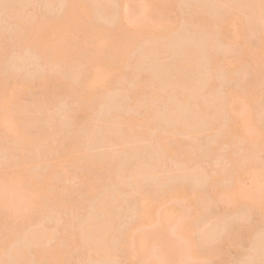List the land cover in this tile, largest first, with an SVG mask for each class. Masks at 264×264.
<instances>
[{
	"label": "rangeland",
	"instance_id": "rangeland-1",
	"mask_svg": "<svg viewBox=\"0 0 264 264\" xmlns=\"http://www.w3.org/2000/svg\"><path fill=\"white\" fill-rule=\"evenodd\" d=\"M69 1L70 0H0V78L4 77V78L8 79V81H7L6 79L2 78L4 81L6 80V82H10L12 80H17L20 83V86L13 91L14 96L12 94V99L8 103H5L6 105L2 104L3 98L6 96V92H0V122H3L2 125L4 124L3 126H0V166L3 164L1 166L3 169L6 163H8L10 165L14 161L16 163L17 160L18 161L21 160L20 164H24V165L23 166L21 165L22 166V168H21V167H19L20 164L17 162V164H19V165H18V167H15L16 169L13 168L14 173H16V171L18 169L19 170L22 169L23 172L21 171L22 172L21 177H23V178L25 177V178H24V180H23V178H21V179L23 180L24 184L29 186L30 181L32 183H35L37 181V182H39V184L36 182L37 184L35 183L36 187L34 186V188L40 189L42 187H45V188L40 189V190L41 191L43 190L42 194H44V195L46 194L48 196L49 202L46 200L47 198L44 199L47 202L42 201L43 200V198H42L40 204H42V202H45L46 204L48 203L47 207L49 208V207H51V206H49L50 200L52 201L53 199L54 200L57 199V201H62V203L65 201L66 202L65 204H68L65 206V204L63 203L64 207L62 204V206L59 207V209H60L59 212L55 211L58 209V207L55 209L53 206H52V208H54L53 210L50 208L51 211L49 209L47 211L46 210L47 208H46L45 211L40 213V215L38 214L39 211L37 210L38 213H36V214L39 216V218H37L38 216H35L36 214H33V213H32L33 215H31V216L29 215L30 218H29V216L27 218L25 216H23V217L22 216H20V217L16 216L15 217L14 215H16V214H14V212H12L11 210H7L6 207H5V209H6L5 210L4 206H2L0 208V211H1L0 212V260L2 258L4 260L2 261V263L0 262V264H4L3 263L4 261H6L7 264L9 262H10L9 264H17V262H19L18 264H22L23 262H24L23 264H26L25 261L26 262L28 261V264H45L46 262H49V261L51 262V260H53L54 264H70L71 262L73 264H77L79 257H80L79 261L82 258H84L85 261L89 260V258H87V257H90V255H87V254L92 249V247H91L92 245H89L86 242H87L88 238H91V239L94 238V236H92L93 234L95 235V233H96L99 237L100 233L95 231V232H93L92 235H90L89 233L87 234L88 230L84 231V227L88 226L86 224L89 221L92 222V220L95 221L94 222L95 224L93 223V225H91V226L99 224L101 221L103 223L104 220L106 219L105 216H107L106 214H104L105 212L103 213V211H104L103 206L107 205L106 203L111 205L109 202L111 200H112L111 203L116 202L115 206L117 207V209L120 208L119 210H115L116 207H114L115 211L113 210L114 212L112 211L111 215H110V217H112L111 219L114 218L113 222L114 223L116 222L115 227L116 226L117 227L115 228L114 233H113L114 237L112 236L113 239H110L109 243L112 242V244L111 243L110 244H111V246L114 245V247H116V250L113 249L114 255L111 253L114 256V258L111 261H109V259L107 260L102 255L101 256L103 257L105 262L101 259L102 257L101 258L98 257V258L101 260V262L103 261L105 264H141L142 262L140 263V260H138L137 258L131 259V258H127V256H125L124 249H123L124 246L122 244L123 234H124V232L128 231L127 229L131 228V226L137 220V216H135V215H137V212H136L137 207L134 204V202L139 197V192L141 190L147 191L150 193H152L154 191L153 193L158 194V193H161L164 190H166L167 187L170 189H172L171 187L176 188V189L178 188L177 191H178V193L180 192L176 199H172V198L168 197V212L172 213V211H176L179 215L181 213H187L188 214V216H189V218H187L188 221L186 219H184V221H185L184 223L187 226L189 225V227H187V229H185V230L189 231L190 234H187L188 232L187 233L185 232V233H186V236L188 235L187 236V239H189L188 243L190 241H192V243L190 244L191 249H193L195 247L192 252H194V251H195V253L197 252L198 255L196 254V257L201 258L200 256L202 254H203L202 256H204L206 254L213 255L212 253L215 252L214 256L212 257L213 259H211V261H212L211 264H247L246 263L247 261H248V264L249 263L255 264L253 258H255L257 260V259H260L261 256L264 257V254H263L264 253V248H263L264 245H262L264 243V241L263 240L260 241L262 236L264 235V221H263L264 220L263 219L264 218V202H263L264 200L263 201L261 200L262 198H260L261 197L260 196L261 194H260L259 198H257V200H256L258 202L254 201L251 204L247 205L248 207L246 205H242L241 202L244 201L242 199L243 193H246V192L254 193V192H256L255 190L257 188L255 187V184L252 183V180H250V177L252 174H254V171H256L255 174H258L257 173L258 171L253 170V169H258V168L262 167V163H264L263 162L264 161V154L261 151V149H263L262 144H264V139H261V135L259 136L260 138H257L256 136L258 134H256V136H255V134L253 135L252 131H251L255 127L256 128L258 127L261 129L264 126V102H263L264 100H261V102L259 100V98L260 99L264 98V96L263 95L261 96V94H260L261 92H264L263 91L264 90L263 89L264 88V81L262 79V76H260L258 73H256L257 70L254 69L253 67H251L250 64H246L247 67L242 66L239 69H233L229 65V62L231 60L230 57H233V56L237 57L238 54L239 55L241 54L240 56H242L245 52V51H243V50H245V48L248 49V47H249L248 51H252V52H249L251 55L253 53L257 52L256 49H258V46H259V38L261 36L260 34L263 32V29H264V25L260 26V22H263L264 19L262 21H259L258 19H256L257 17L255 18L256 15H254V14H256V13L253 14L252 12H251V17H249L250 14L247 16L248 8L251 7V2H250L251 0H244L245 3L248 1L250 3V6H248V7L246 6L247 10L245 7H243L244 10H246V13L242 12V11H244L243 9L240 10V8H242L241 4L237 8L238 11H237V9H236V11H234L235 10L234 5H236L237 0L236 1L233 0V1H235L233 3L231 2V0L230 1L220 0L219 2H221V1L226 2L225 6L221 5L224 3L220 4L219 2H216L217 0H203V2H202V0H181L179 2V5H181V6L178 5L179 7L177 10L178 11V17L177 18L175 17V19H176L175 23L168 26V29L166 31L163 30L165 32V34L162 36H159V37L158 36L155 37V38H157V40L151 39L152 38L151 32H149V33L146 32L147 34L140 35V37H142V38L138 41V43L132 49H129L126 51V53H125L126 58L124 59L123 63L118 64V65H115L113 63L115 56L118 53L115 51H109L108 55H105V57H103L104 55L101 56L100 54L94 53V54H92V57L89 54L91 57L90 58L89 55L87 54L86 58L87 59L89 58L88 63L85 60V63L81 64L82 66H80L79 64H75L74 67H70V68H74V69L72 71L68 72L69 71L68 69H70V68H68L66 70V68L63 65L62 66L59 65L60 67H58V66H56L58 64L54 65L55 63H52L50 61L49 62L51 64H49V62L47 61L48 59L44 60V57L43 58H41L42 56L39 57L40 54L38 53V51L37 52L33 51L34 50L33 48H32L33 50H29V47H28V50H27V49H23V47L20 45L18 46V44H16V42L15 43L13 42V40H14L13 36L17 37L18 34L17 35H14V34L18 33L17 31L19 30V28L22 29L21 27H19V25L20 26L26 25V27H28V26L31 27L37 22L40 25H43V24H45V22H47L49 20H51V21L53 20L52 22L57 23L58 21H61V17H62V20L64 19L67 21V23L69 22V24H68L69 26L66 28V31L64 34V36H65L64 40L65 41L61 44L62 46H64L63 47L64 54L66 53V51H68L69 53L77 52V50H79V48L82 47L84 43L91 41L88 39L89 36L91 37L93 35L91 37V39L92 40L94 39L95 33L93 34V32H95V31H96L97 37H99L101 39L104 38V40H106L108 42H111L112 39L114 42L118 41V38H116V29L118 26L117 25L118 22H117V18H116L117 13L115 15V12H114V11L117 12L118 8H111L112 6L118 7L116 4V1L118 2V0H106V1L105 0H91L92 2L90 0H88L91 2L93 7L95 6L93 9L94 18L92 19L93 21H91L92 22L91 25L93 26V28L96 27L95 31L93 30L92 32H89V33H86L85 31L82 32L83 30L80 28L81 26L85 25V23H86L85 20H84L85 23L81 24L82 23L81 22V23H79V25L76 24L77 26L72 24L73 21L81 18L79 16L82 15L84 13V11H80V14H79L78 9H79L80 5L75 4L77 6H74L71 4L72 6L70 7ZM90 2H88L89 5L87 4V7L92 8L90 6L91 5ZM114 2L116 5L114 4ZM238 2L240 3L242 1L239 0ZM93 3H96V5H94ZM131 3H133L134 6L131 5ZM139 3L145 4V2H143V0H135V1L129 3L130 8H128L127 12H128V19H129L130 23H133L134 20H136L137 15L139 16L141 14V12H139L141 10H139V9L144 4L135 8L136 4L139 5ZM102 4L103 5L105 4V6H103ZM107 4H109L110 6H107ZM214 4H216L217 6L216 5L213 6ZM237 5H239V4H237ZM96 6H97L98 10L96 9ZM100 6H101V8H99ZM219 6H222L221 7L222 12L220 10H218V8L221 9ZM252 6H254L253 3H252ZM107 7H109V8L107 9ZM192 7H193V9H194V7H195V9H197V8H199V9H197L198 11L192 10ZM229 7L231 9H232V7H234L232 9V11H230L229 13H235L236 12L235 14H239L242 24L244 22H246V23H244L243 27H241L240 24L235 25L234 26V33L232 35L231 40L228 42V44L225 43V45H223L224 42L221 39H220V41L218 40L220 38V36L217 34L218 28H219L218 22L223 21V19H225L229 15L228 12H226L228 14L227 15V14H225V11H223V10L229 11L230 10ZM212 8H215V9H212ZM95 9H96V11H95ZM113 9H115V10L111 11ZM77 10H78V12H77ZM168 10H169V8H168ZM239 10L241 12H239ZM100 11H101V13H100ZM105 11L109 12L110 14L106 12L109 15H111L113 12V14L116 16V17L115 16L114 17L116 18L115 21L117 23L114 21L113 15L109 16V18H108V15H104V14H106ZM218 11H220V13ZM149 13H151V14H148V11H147V13L145 14L146 17L148 14V18H146L147 20H145L147 22V23L145 22L146 25L148 24V26L150 25L151 27L159 26L158 24L161 23V21H162L160 6H156ZM142 15H144V14H142ZM145 15H144V17H145ZM252 15H254L255 21H254ZM112 18H113V20H112ZM199 18L204 21V22H202V24H199V22H200ZM250 18H252V20ZM256 21H259V22L256 24L255 23ZM262 24H264V23H262ZM257 26L258 27L260 26L259 28H261V30L258 29ZM132 27H135V26L132 25ZM24 29L25 28H23V30ZM83 29H85V28H83ZM244 30H246V31H244ZM256 30L260 31L261 33L257 32ZM19 31H21V33H22V30H19ZM205 32H206V35L208 33L207 36L205 35ZM211 32H213L212 33L213 35L211 34ZM21 33L19 32V34H21ZM91 33H92V35H91ZM24 34H26L25 31L23 32L22 35H24ZM209 34H210V38L212 35V36H215V39H213L214 37L209 39ZM22 35H20V36L18 35V36L20 38H23L24 36H22ZM133 36H138V33L135 31ZM19 37L15 38V41H16V39L20 40V39H18ZM2 38L4 40L6 39L5 41H7L8 47H7L6 42L4 43ZM25 38L26 37H24V39L20 40L19 42L17 41V42L22 45V42H23V40H25ZM1 39H2V41H1ZM155 40H156V42H155L156 44L153 43ZM206 40H208L209 42ZM106 41H105V43H106ZM213 41H215V44ZM209 43L211 45L213 44L215 46V48L217 47L216 48L217 50H214V54H216V55L218 54L217 56L219 57V63L216 64V66L212 65L211 67H210L211 64H209V67L205 68L206 63L210 62V59H211L210 57H212V55H213L212 49H214V48L209 49V48H211ZM257 43H258V45H257ZM205 44H207L209 46V48ZM153 45H156V46L158 45L159 46L158 49L160 48L158 50L159 52L156 51V54H154L155 50L152 48V47H154ZM185 45L186 46L188 45V46L186 47ZM190 46L195 47L197 50L195 48H192V47H191L192 49H190ZM184 47L186 48L185 51H184ZM24 48H27V46H25ZM150 48L154 51H149ZM155 48L157 49V47H155ZM181 48H183V49L180 50ZM199 48H201L202 51H199L200 50ZM250 48H252V50ZM186 50H189V52L191 51V53L193 52L192 50H195V52H193L195 54L200 53L202 55L204 53L205 54V55L203 54L204 58L199 54V56L201 57L200 59H202V58L205 59L207 57L205 60L207 61V59H208L209 61L205 62V60H203V61L202 60H200V61L196 60L199 62V65H200V67H199L197 64L198 62L195 61L196 65L193 64V60H195V58H197V59L199 58L198 55L195 57L194 54L193 55L191 54L192 57L194 56L195 58L193 57V60H192V57L190 58V60H192V62L189 61V62H191L190 68L186 67V65L184 64V67L186 69L184 70V68H183L184 71L180 70V67L175 66V64L178 65L177 61H180L182 58L180 60H178L177 57H181V55H183V58H185L187 56V54H190V53H187ZM239 50H240V52H239ZM146 52H147V54H146ZM149 52L150 53L152 52V55H148V54H150ZM181 52H184V53H181ZM209 53H211V56ZM208 55H209V58H208ZM190 56H187L186 59L189 60L188 57H190ZM240 56H238V58ZM66 57H69L68 54L66 55ZM66 57H64V60H67ZM68 60H71V62H74V58H68ZM44 61H47L48 63L44 62ZM201 61L205 62V65H204V63H203V65L200 64ZM186 62H188V61H186ZM251 63H252L251 65L254 66L255 68L264 70V57L259 59V60L251 59ZM102 64H106V66H108V67H105ZM157 64H158V66H157ZM187 64L189 65V63H187ZM191 64L194 65L195 67H197V66L198 67L195 68V70H191L194 67ZM181 65L182 64L179 63V66H181ZM201 65L203 66V69H202ZM121 66H122V68H121ZM155 66L158 67V70H160L159 69L160 67H163L164 69L169 68L168 70L165 69L164 73L166 71H168V76H167L168 81L169 80L174 81V82L171 81L170 83H176V82L179 83V81H180L179 79H181V77H182V79H186V80L188 78L192 77V78L187 80L189 82L192 80L191 83L189 84V87L184 86V88H186L185 90L187 92L184 90L183 87H181L177 84L176 85L178 86L177 88L179 90L176 88V86L174 87L173 90H172V86H171V88H169L170 90L169 89L166 90L167 92L169 91L170 93H171V90L173 91L172 93H175L177 91H181L183 93V90H184L188 96L185 95L186 93H183V94L181 93V95L187 96V99L185 96L183 98V99L187 100V103H186V100H184L185 101L184 102L182 98H181V100H178L176 97L173 96L174 98L171 99L172 95L177 96L178 92H177V94L176 93L172 94L171 97L169 95L167 97V95L165 94V88L164 87H165V85H167V84L169 85L170 83H167L165 81L166 83L163 86L164 90L161 88V86L163 85L162 82L166 79L165 77L167 74L165 73L166 74L164 77L165 79H163L162 78V75L164 76V74H162L163 69H161L159 72H157V71H155L156 70ZM207 66H208V64H207ZM61 67H64V69L66 71L63 70V68H61ZM99 67H102L101 68L102 71H100L102 74L101 77L99 78V75H97L95 77V81H96L95 85L88 87L86 82H85V76L86 75L84 73L88 72L90 75V71H94L96 68H99ZM175 67H177L179 69H176ZM182 67L183 66H181V68ZM173 68H174V70L176 69V71L178 73H175L173 71ZM198 68H201L203 71L201 69L199 70ZM197 69L200 71V73L202 71V74L198 75V72H196ZM171 70L173 71L172 78L170 76L171 73H169V72H172ZM179 71H182V72H179ZM254 71H256V72L254 73ZM195 73H197V75ZM176 74L180 75V78ZM193 75H194V78H193ZM257 75H258V78L260 77V79H262V80H259V79L255 80V78H257L256 77ZM198 76L202 77V78L198 79ZM203 76H204V78H203ZM230 76L233 79H231ZM147 77L149 78L148 80H146ZM234 77H235V79H234ZM48 78L55 80L54 83L46 82V81H48ZM195 78L197 80H199V83H197ZM61 79H62V81L66 79L65 82L67 81L69 83H70V81H72V83H74V85H72V86L75 87L73 89L74 90L77 89V95L80 94L81 98L91 102L90 107H92V108L88 107L87 110H82V111L80 110V112L78 114L81 117V119L83 120V123L81 122L82 124L79 123V125H78L76 123V125H75V124H71L69 122V119H71V118H72V122H73V117L75 115L73 116L72 112L74 113L75 109H77V107L79 106L80 103L78 102L79 100L77 101V99L73 98L74 96L76 97V94L75 95L69 94L70 97H68L69 95L67 97H66V95H65V97H63V93L61 94V89H62V85L60 82ZM144 79H145V81H148V83L151 85V87L149 85H148L149 87H144V89L136 97L134 95V92H135L134 90L136 89L137 86L142 85ZM193 79H194V81H193ZM149 80H151V82L153 80V82H155V84L154 83L153 84L155 86L156 85L157 86L154 87V85L151 82H149ZM203 80L205 81V84L203 83ZM232 80H235V81H232ZM253 81H254V83H253ZM255 81L256 82L262 81V82L256 83ZM201 82H202V85L204 84L203 86H205L209 83L207 85L208 87L213 82V85L214 84L216 85L213 87V89L218 86L217 90L216 89H214V90L216 91V96L218 95L217 97L219 100L216 99L217 97L214 98L215 92L213 91V93H214V95H213L211 92L212 90H209L210 88L207 87V89H205L206 86L205 87L202 86L203 87L202 88L200 85ZM195 83H196V85H195ZM262 83H263V85H262ZM198 84L200 85L201 89L202 90L204 89L206 92L202 91ZM250 84L252 85L251 87L255 86V84L259 85V90L256 89L254 92L251 93V96H253V100L248 102L250 104V106H249L248 110L246 109L247 110L246 114H248L247 116H249L251 118L249 120V122L247 123V127L251 129L250 130L251 134L248 136V140H247V138H245V137L242 138V137L237 136L236 128H237V125L239 122L238 119L234 120V118H233V120H231L230 119L231 117H229L230 115L228 114V111H226V109H225L226 107L224 108L225 105L220 106V107H219V105H222L226 102V98H225L226 93L225 92L227 91L228 88H232V89L234 88L236 90V92L238 93L237 94L238 97L241 96L244 99L245 94H246L245 92H247V89H248V87H250L249 86ZM152 85H153V87H152ZM158 85L160 86L159 89H161V91L163 90L162 92H164V93H161L160 90H159V92H157L158 91V89H157ZM194 85L196 87H199L197 89L201 90L200 93H198L199 90L196 91V93H195V90H197V89L195 88ZM260 85L263 87H261ZM167 87L168 86H166V88ZM169 87H170V85H169ZM192 88H193V90L195 88V90L193 91ZM95 89H97V90L95 91ZM156 89H157V91H156ZM175 89H177V90H175ZM207 90H209L210 94H212L213 96H210L208 98L209 92ZM207 92H208V95H207ZM158 93H160V94H158ZM72 95H73V97H72ZM159 95L160 96L165 95V96H164V98H161V97H159ZM181 95H179V96H181ZM219 96H221V99L219 98ZM211 97H213L216 100V101H214L215 103L211 102L212 100H214L213 98L211 99ZM169 98L171 99V102H174V101L176 102V99H177V103H178V101H180V103L182 101V103L184 102V104H182V105L186 106V107H181V104L176 103L178 106L181 107V108L178 107L179 109H181L179 111L177 106H174L178 109L176 112L177 114L175 113V116L177 115L176 118L173 116L174 115L173 111L175 112V110L174 109L172 110V107H170L171 102H170ZM207 99H208V101H210V100L211 101L206 102ZM201 101H203V104H201ZM217 101H219L220 103L218 104L217 107H215L217 105V103H216ZM196 103H199L198 105L201 104V106H199L200 107L199 109H201L202 106L204 108L205 107L204 103H205L206 106L209 108L207 110H210V112H209L210 116H208L206 114V117H204L205 119L199 121L200 124L196 123V122H198L196 120V118H197L196 115H195V117H196L195 119H194L193 115L192 116L190 115V114H192V111H193V108L195 107V105H197ZM210 103L213 105H211ZM245 105H246L245 103L238 104V106H240L238 108V112H240L243 109L241 106L244 107ZM168 106H169V110H167ZM214 107L217 108V110ZM188 108H192V111ZM195 109L196 108H194V111H195ZM197 109H198V106H197ZM182 110L185 111L186 115H184L182 113L183 112ZM188 110L191 111L190 114H188L189 113ZM214 110H216V111H214ZM166 111H168L167 117L165 115L168 123L164 119L165 117H163V115ZM169 111L173 113L172 116L175 119V121H173V122H175V124H176V121H177V123H178V124H176V126H174L175 124H173V122H171L173 117L171 116L172 113H170ZM178 111H179V113H178ZM211 111L212 112L214 111L215 114L217 112L219 113V115H218V113L216 115V117L218 116V118L214 117V119L217 121L219 118H222V119H219L220 122L219 121L216 122L214 119H212L214 121H211L210 120L211 118H208V117H211V115H212ZM242 111H244V110H242ZM199 112H201V110ZM196 113H198V112H196ZM206 113H208V111ZM7 114L8 115L11 114L12 119H9L7 117ZM114 114L116 115L115 118H117V119L120 115L121 121L123 120L122 119L123 116L121 117V115H124V114H125L124 115L125 119L127 117L129 118L130 116H132V119L134 118L135 120L133 119L134 121L132 123H130V122H126V121L124 122V120H125L124 119L122 121V124H121V121L120 122L118 121L119 119L116 120L114 118ZM169 114L171 117L169 116ZM182 114L184 116L183 119H185V120H183V119L180 120L182 117ZM215 114H213V115L215 116ZM241 114L243 115V112H241ZM241 114H239L240 118H243L241 116ZM70 115L73 117H70ZM187 115H190V117ZM213 115H212V117H213ZM112 116H113V119H115V121L119 122V123H116L115 121H113V123H111L112 121H110V118ZM185 116H187V118H189V120L191 118V120H190L191 122L188 121V119L186 121ZM200 116H202L201 113H200ZM192 117H193V119H192ZM249 117H247V119ZM202 118H203V116L201 118L199 117L197 119L199 120ZM144 119H145V122H144V124H142ZM170 119H171V121H170ZM9 120H12V121H9ZM108 120L110 121L109 124H107ZM204 120L207 122L209 120L211 123H213V122H215V123L211 124L212 126L210 125V122H209V125H204L206 123V122H202ZM90 121L93 122V126H91L89 128V126L92 125L90 123H88L90 125H86L87 127L83 126V125H85V123L90 122ZM182 122H184L185 124H183ZM188 122H190L191 124L188 125L189 124ZM192 122L194 123L193 126H196L195 129L199 130L198 127H200V129H201V127H204V128H202V131L200 130L201 131L200 133H198L199 132L198 130H196V131L193 130V132H196L197 134L196 133L191 134L192 128H194L192 126ZM259 122H260L261 127L258 126ZM186 123H188V124H186ZM116 124L118 125V127H116V129H115ZM179 124H181V125L183 124V126L186 125V127L190 126V127H187V129L190 128V130L186 129L184 131V130H181V128H180V129H176V130H178V133L181 131H184V132L176 134L177 131L175 130L176 131L175 132L173 130L174 133L173 132L171 133L170 131H172L171 130L172 126L177 127V125L179 126ZM221 124H222V126H224V125L229 126V124L231 125L230 128L232 129L233 136L235 138H238V140L235 141V143L236 142L240 143V145L236 143L235 149H233L235 146L233 147L232 144H230V145L225 144V142H224L225 134L222 135V133H221V131L224 133L225 128L221 129V127H222V126L220 127ZM109 125H110V127L113 126L114 128L112 127V129L110 130V127H108ZM167 125H168V127L166 128ZM197 125H198V127H197ZM170 126H171V128H169ZM183 126H182V128H184ZM208 126H210V127H208ZM9 127H12L11 129H13L16 133L18 131H20L18 134L12 135L13 138L16 140L18 145L16 143H15L16 145L14 143H12L11 139L9 138L10 137ZM28 127H29V129H28ZM44 127L49 129V130L51 129L52 132L50 131L48 134L49 130L47 131V129H46V133H45L43 131V129L45 130ZM24 128H26V129L22 130ZM103 129L107 130L109 132L108 134L111 138L108 135H106V131H104ZM163 129H165V130H163ZM257 129H256V131H257ZM263 129H264V127H263ZM263 129H261L260 131L263 132L264 131ZM30 130H31V132L33 131L34 133H31ZM102 130L105 132V135L108 136L107 138L103 134ZM167 130H169L168 132H169V134L171 133L172 136L174 134L177 136L172 137L171 134L169 135L168 132L166 133ZM218 130H221V131H218ZM22 131H26L27 133L30 132L31 135H34V134L36 135L38 133L37 136H35V135L34 136L40 138L39 144L37 142L34 145L31 142V144L28 145L29 147L26 146V148H28V151H31L34 148L28 154L30 157H26L27 156L26 153L28 151L23 149V143H25L27 137L22 134ZM186 131H190V132H186ZM112 132L115 133V135H118V134L121 135V133L123 132L121 136L122 137L125 136L128 139L123 141L122 138H119V136H118L117 139H118V141L120 139L121 142L117 143V145H116V144H112L113 142H111L109 140L111 142V143H109V141L107 142L105 140V138L106 139L114 138L113 140L116 139L115 135H113ZM39 133L40 134L43 133L42 135L47 136L49 138L44 139L43 138L44 136H38ZM52 133H53V136L52 135H51L52 137L49 136ZM56 133H57V135H56ZM170 136H171V138H174V139L176 138V141L174 140V143L176 142L175 143L176 148H173L174 147L173 142H172V144L170 143L171 145L169 144L171 147L173 146L172 147L173 150L174 149L176 150L177 148L180 147V145L182 146V144L184 146H183V148H180L178 151H174L171 155L168 154L165 157H164L165 153H163V154L161 153L163 155L162 156L163 159L161 157H159V158H161L160 160H163V161H161V163L163 162L161 164L163 166H161L159 164L160 160H158L159 158L157 157L158 154L156 155V152H159L158 150H162L161 149L162 147L160 146L161 144H159L161 142V140H163V139L168 140V138L171 139ZM131 137H132V139H131ZM156 138L159 140H157ZM155 139L157 140V144H156ZM258 139L260 141H258ZM73 140L76 143L78 142L79 146L84 149L82 151V149L80 148L81 152H84V154L81 153L82 154L81 158L83 160L86 161L87 158H88V160H92V158H93V160L100 159V160H97V161H99V164L97 166L93 167V169H92L93 171L88 172V170L82 169V167L80 166L79 163H78V165L76 164L77 165L76 166L74 164L70 165L71 162L67 165V162H66L64 164V165H66V167L62 166L60 168V166H59V168H58V166H56V164L54 162H52V161H54L55 158H56L55 161L57 162V160H60L63 156L67 157L64 154H68V155L71 154L72 150L70 151V148H71L70 143L73 142ZM115 141H117V140H115ZM158 141H159V143H158ZM171 141H173V140L172 139L168 140V143ZM179 142H180V144H178L179 146L176 145ZM192 142H194L199 147L196 146L197 148L196 147L194 148L192 146L193 148H190L191 146H188L187 144L190 145ZM253 142L256 143V145H253L252 144ZM12 144L15 145V146H13L15 148L11 147L9 149L13 148L12 150H14L13 151L14 154L16 153L15 155L13 153L12 154L10 153V152H12V150H10V152L8 150V147L11 146ZM158 144L160 147H156V145L158 146ZM31 145H33V146H31ZM82 145H83V147H82ZM185 145H187V146L185 147ZM237 145H239L238 149H237ZM4 146H5V148H4ZM16 146H18V147H16ZM66 146L67 147L69 146V148H66ZM132 146H134V147L137 146V149L136 148L134 149V147H132ZM246 146H248L250 150H248V147H246ZM260 146H261V149L259 148ZM48 147L51 149H48ZM63 147H65V148H63ZM138 147L142 150V152H141V150H138L139 149ZM144 147L147 149L149 148V151L147 153L150 152L152 155V150H154L155 154L153 153L152 157H151V155H149L150 153L149 154L146 153L147 155L142 154L143 152L147 151V149L145 151L143 150ZM187 147L190 148L189 149V150H191L190 152L193 153V156L191 159L189 158V156H190V154L192 155V153H190V152L187 153V151H188ZM239 147H242L243 149H241V150H243V151H240ZM52 148H53V152H51ZM55 148H58L57 152L54 151V150H56ZM151 148H153V149H151ZM155 148H159V149L157 150ZM45 149H47V150L44 153ZM126 149H128L130 151L127 150L128 151L127 152ZM217 149L219 151H217ZM232 149H233V151H236V149H237V151H240V153L236 151L237 153L234 154L232 152ZM252 149L254 150V152ZM49 150L51 153L50 154L51 157L50 156H44V159H43L42 158L43 156H40V155H43V154L45 155L46 153L48 154ZM247 150H248V152H246ZM258 150H259V152H258ZM38 151H39V153H38ZM136 151H138L139 153L138 152L136 153ZM197 151H198V153H197ZM249 151L251 152V154L248 155L247 153H249ZM255 151H257L255 154L256 160L252 156V152L254 155ZM130 152L131 153L133 152V154H130ZM140 152H141V155H140ZM161 152H163V151H161ZM213 152L215 153V156L212 154ZM229 152H230V154H229ZM41 153H43V154H41ZM126 153H128V154H126ZM134 153L140 155L141 157H139V156L137 157V155L135 156ZM194 153H197V154L194 155ZM217 153H219V155H217ZM241 153L243 154V157L244 156L246 157L245 159L247 161L246 160L244 161L243 158H241V159H243V161H241V159H240L241 162L240 161L238 162L236 160V158L238 157L237 155L239 154V156H241L242 155ZM30 154L31 155L33 154V155L31 156ZM180 154H181V156H180ZM182 154H185V155H182ZM186 154H187V156L189 155L188 156L189 160L187 159ZM22 155H24V156H22ZM197 155L199 157H197ZM37 156H40L42 158V160H43L42 163L40 162L41 161L40 158ZM69 156H71V155H69ZM109 156H111V157H109ZM112 156H114V157L116 156L115 157L116 159L113 158ZM134 156L136 159H138V161L136 160V163H135V158H133ZM148 156H150L151 159ZM154 156H156L155 157L156 161L154 160ZM159 156H161V155L159 154ZM183 156L186 157L187 161L185 160V158H183ZM232 156L235 159H232ZM19 157H24V158H22L24 163H22V159ZM46 157H48V159L51 158L50 159L51 161L46 159ZM58 157H60V158H58ZM251 157H253V158L250 159ZM69 158H72V156ZM94 158H96V159H94ZM142 158L144 159V160H142L144 162V165L147 166V163H151V165L149 164L148 168L145 167L144 165H140L141 162H139V161ZM148 158L151 161L148 160ZM25 159L28 162L31 160L28 163V165H26L27 161ZM76 159L78 160V158H76ZM76 159H72V161L75 163ZM44 160H45V162H44ZM184 160L186 162H184ZM235 160L238 163H241V166L247 170V174H246V177L242 181V185H240L241 191H238L239 196L235 201V203H237L236 204L237 209L234 206H232L233 208L230 206L231 208H229V209L234 210V211H231V210H228L227 208H225L224 206L222 207L221 205L212 201V199H213L212 197L214 195V192L215 191L217 192V189L218 190L227 189V185L230 188L229 180L233 181V177H232L234 175L233 168L235 170V168H236L235 164L237 163ZM115 161H116V164H115ZM129 161H131V162H129ZM233 161L235 162V164L233 163ZM47 162H49L50 164H48ZM110 162H113V163L110 164ZM30 163H31V165H29ZM44 163H46L48 165H46ZM51 163H53V165L54 164L55 165L52 166ZM137 163H139L138 164L139 166L137 165ZM152 163L155 164V166H157V164H158L159 169L160 168L163 169V170H161L162 174L160 173V170H158L159 172L158 171L157 172L160 175H156L154 178H153V176H154L153 174L155 172H153L152 170L155 171V168L153 167V169H152L150 167L153 165ZM17 164H16V166H17ZM107 164H110L111 166L113 164H115V166L117 168H119L118 166H120V164L121 165L123 164L122 168H121L122 170H123V166L126 164H128V165L132 164L131 166L129 165L130 167H132L134 165L136 166V168L139 167L138 170H136V168L133 169V167H132L130 169L131 171H128L130 167L128 165H126L127 167L125 166L124 170H126L125 168L129 167L126 170L129 173L132 171H134V173L137 172L138 175L143 173L140 175V178L143 175V181L144 182L140 181L141 182L140 183V189H139V182H138L140 178H134L135 175H137V174L135 173V175H133V172H132V175H133V178H132V177H130L131 173L129 175H128V173L124 174L123 172H126V171L122 172L120 170V168H119V171H121L123 173V175L121 174V176H123V178L120 176L121 179L120 178L117 179L119 174L116 175L117 172L115 171L116 172V174H115L116 178L113 176V178H114L113 181L114 182L117 180L118 181L115 183L113 181L106 182L108 179L112 180V178H110V176L108 178L106 176L107 175L106 174V168H107L106 165ZM117 164H118V166H117ZM242 164H244V165H242ZM25 165L28 166L27 169H26ZM233 165H234V167H233ZM141 166H143V167H141ZM23 167H25L24 170H23ZM63 167H65V169ZM101 167H103V170L100 169ZM116 167H115V170L117 169ZM50 168L53 170L51 171ZM157 168H156V170H157ZM244 168H243V170H245ZM56 169H59V170H56ZM63 169H64V171H62ZM142 169H143V172H142ZM12 170H10V171L7 170V171H9V172H7L5 169V171H3V173L1 172L0 173V180H3V178H5L6 176L9 177V175H12V173H13ZM65 170L66 171L68 170L69 172L65 173ZM55 171H56V174H54ZM119 171H118V173H119ZM138 171L140 173H138ZM144 171L146 173H148V175H150L151 176L150 178H152V179H150V178L147 179L146 178L147 174L144 173ZM149 171L152 173L149 174ZM49 172L51 173L50 175L48 174ZM70 173H71V175H70ZM88 173H90V174H88ZM158 173H156V174H158ZM232 173H233V175H232ZM5 174H6V176H5ZM32 174H34L33 178H32ZM52 174H53L52 178L53 177L54 178H53V180H51V182L53 181L54 183H50V182H49V184H47V182L44 183L45 178H43V177H45V176L51 177ZM138 175H137V177H139ZM161 175H164L165 177L161 176ZM218 175L220 176L219 181L220 180L221 181L215 182V178L219 177ZM86 176L91 177V178H95V179H93V182H96V184L94 185L95 186L94 188H92V189L86 188V180H88V178ZM102 176L106 177L107 179L103 178ZM158 176H160V178ZM161 177H163V178H161ZM34 179H36V181L33 182ZM100 179L104 180V182L102 180H101V182H97V181H100ZM105 179H106V181H105ZM134 179H136L138 181L135 182ZM134 182L136 184V187H135ZM260 182H262V184H263L264 178L262 180H260ZM42 183L44 185L45 184L48 185V187L46 185L44 186ZM231 185H232V182H231ZM46 187L48 189H46ZM182 187L186 189L183 192H181ZM47 190H48V192L45 193ZM111 192H114V193H111ZM263 192H264V190H263ZM52 193H53V195H51ZM116 193H118V194L115 197ZM199 193L204 195V197H202V199H200ZM113 194H115V195H113ZM123 194H124V196L122 197L121 195H123ZM118 195H119V197H118ZM263 195H264V193L262 194V197H263ZM50 196H52V197L55 196L56 198H52ZM125 196H127L126 197L127 200L122 201V199L123 200L125 199ZM128 196H130V198H131L130 201H129L130 198H128ZM209 196L211 198H209ZM205 197H207V199L209 198L210 200L208 201L207 199H204ZM50 198H52V199H50ZM203 199L205 201L206 200L207 201L202 202V201H204ZM259 201H261L262 203ZM208 202H211V203L213 202L217 205L212 203L214 207L212 206V209H210L211 210L210 211L209 205H211V203L208 204ZM37 203H38V201L35 204H37ZM118 203L120 204L121 207L117 206ZM205 203L208 204V206L205 205ZM35 204H34V209H33L34 213L37 212V211H34V210H36L35 206L40 205L39 203L37 205H35ZM43 205H44V203H43ZM71 205H72L73 210H71L72 208H70ZM133 205H135V206H133ZM113 206H114V204H113ZM122 206H123V208H122ZM243 206H244V208H243ZM109 207L111 208L112 206H109ZM206 207H208V208H206ZM192 208L195 209L194 215H193V209ZM222 208H224V210ZM225 209L227 210V212H229V211H231V212L226 213ZM243 209H245L247 211L245 212ZM2 210L4 212H2ZM133 210H135V211H133ZM166 210H167L166 207L163 208V210H162L163 213H165ZM222 210H223V212H222ZM74 211H75V213H73ZM243 211L246 213L247 216L243 213ZM5 212H8V213H5ZM44 212H45V214L43 216L44 218L40 217V216H42L41 214H43ZM208 212L211 213L212 219L209 218L210 215H207V214H209ZM248 212H249V215L247 214ZM113 214H115V215L113 216ZM187 214H186V216H187ZM168 215L171 218H173V216L171 214H168ZM223 215H226L229 218H225L226 216L224 217ZM103 217H104V219H103ZM245 217H246V219L249 217L251 218V219L249 218V221H248L249 223L247 222V220H245V222L247 223V225H245L246 227L244 226V224H246V223H244V224L242 223V222H244L243 220ZM41 218H43V220ZM73 218L75 219L74 221L77 222L76 225L78 227L74 225L75 222L73 221ZM221 218L223 219V221ZM39 219H41L39 224H35L34 222L39 221ZM168 220L172 221V219H169V218H168ZM173 220L177 222V220H175V219H173ZM226 220H227V222H226ZM229 220H231V221L234 220V221L232 223ZM240 220H241L240 223L242 224L243 227L239 223V226H237L238 224L237 225L235 224L236 225L235 228H237L236 230H238L240 228L239 230L242 232L244 231L248 237L246 236V234H245V237H241V238L239 237L241 239L239 242H238L239 238L233 239V236H232V239H227V237L229 238L231 236V235H229L230 233H232L231 230L232 231L235 230V228L232 227L234 225V223H236L237 221L239 222ZM71 222H73V225L75 226L74 228H72L73 225ZM90 222L88 224H92ZM218 222H219V225H218ZM222 222L226 223V225H224L225 227L229 225L226 228V230H224V226H223V224H221ZM228 222L230 224H228ZM36 223H38V222H36ZM40 223L42 224V227L40 226ZM117 223H118V225H117ZM213 223H216V225ZM67 224H69V225H67ZM80 224H82L83 226L82 225L80 226ZM101 224H99V225H101ZM168 224H169L168 228L169 227L171 228L172 222L170 223L168 221ZM250 224H251V226L248 227V225H250ZM37 225H39V226H37ZM220 225L222 227H219ZM230 225H232V226H230ZM216 226L219 227L220 228L219 230H221L222 232L225 231L224 234L221 231L219 232V230L217 231L218 228H215ZM33 227L35 230H40L41 228H42L41 230L44 229L46 232L42 231V232H44L43 234L48 235V237L45 236L46 240H43V239L42 240L44 241V244L48 240L49 242L48 241L47 242L49 245L46 243L45 245H48V247H47V246L43 245V243L41 242L42 247L50 248L52 246V247L60 248V250H58L57 248L53 249L54 254H50L48 256V258L44 261L42 259H40V262H39V258L35 254L36 248L38 247V249H39L41 247L40 246L41 244L39 243L40 240L39 241H33V239L35 240L36 238L32 239V234L34 237V234L38 232V231L36 232L34 229H32ZM37 227L39 229H37ZM68 227L71 229L68 230ZM229 227H232V228L228 229ZM94 228H95V226H94ZM221 228H223V229H221ZM248 228H249V230H247ZM116 229H117V231H116ZM41 230L39 232H41ZM67 230L68 231L71 230L72 232L74 231L77 233H79V231H80L79 234L81 236L79 234H77L78 240H79L80 244L82 242L84 244H82L81 246L79 244L78 249H75V251L70 249L72 254H68L65 256L63 253V250L67 246L66 244H68V243L67 242L65 243L64 235L66 234L65 232H67ZM77 230H79V231H77ZM169 230L171 231V229H169ZM227 230H228V233H227ZM33 231H35V232H33ZM90 231L91 230H89L88 232H90ZM151 231H152V229L150 230L149 234H151L153 232V231L152 232ZM211 231L212 232L217 231V233L214 232V234H213ZM84 232H86V233L84 234ZM208 232H209V234H211L210 237H209V234H207ZM62 233H63V237L61 236ZM90 233H92V231ZM226 233L229 236L226 237L225 236ZM248 233H249V235H248ZM83 234L85 236L86 235L87 236L90 235V236L88 238L86 237L87 239H84ZM212 234H213V236H212ZM44 235H42V236H44ZM50 235L52 237L54 236L53 239L50 237ZM97 235L95 237H97ZM183 235H182V237H183ZM29 236L31 237L32 240L29 238ZM174 236H176V235H174ZM216 236H219L221 239L219 237L216 238ZM182 237H181V239L184 242L185 237L184 238H182ZM213 237L216 238L217 240L220 239V241H222V243L220 241L213 240L214 239ZM114 238L117 241H114ZM148 238L150 240L152 239V241H150L146 238L147 242H148L147 243L148 246L146 247V243H145V248L148 252H150L152 249H154L155 245L152 246L153 248L151 247L152 249H148V248L151 245H153V243H154L153 240L156 238L153 239L150 235ZM175 238L179 239L177 237H173V239L176 241V243L174 241H172V244L168 245V250L170 249V246H172V245L173 246L174 245L179 246V248H178L179 252L177 251V248H176V252H178V253L175 255V260L178 262L179 261L178 259L181 260V258L178 256L183 257L185 255L184 257L186 258V256L189 255V253L188 254L186 253L187 250L186 249L184 250V247H186V246H183L187 242L184 244L179 243V245H178L177 240ZM210 238H213V239H210ZM242 238L243 239L245 238V239L242 240ZM91 239L89 240L90 243L92 242ZM99 239H100V240H98L99 242H102L104 240L103 239L101 241L102 238H99ZM262 239H264V236ZM29 240H31L32 242H35V246L33 245L34 243H32L31 241L29 242ZM80 240H82V242ZM84 240H85V242H84ZM94 240H96V239H94ZM94 240H93V243H94ZM195 240H196V242H195ZM12 241H14V245L12 246V244H11V246L13 248L10 245L8 247V243L12 242ZM104 241L106 242V240H104ZM211 241H214V243ZM114 242L116 243V245ZM151 242H153V243H151ZM178 242H180V241L178 240ZM257 242H259V243L261 242V244H259V243L257 244ZM36 243H38L39 245L37 244L38 246H36ZM160 244L162 245L163 243L161 242ZM160 244H159V246L156 245V249L153 250V251L157 250L156 254L154 252L153 253L150 252L152 255L155 256V259L160 255V253L164 252V250H165V249L164 250H161V249H163V247L166 248L164 246L165 244H163V246H161ZM95 245H97V242ZM255 245L257 247H255ZM258 245L261 246V248H259ZM6 246L8 247V250H5L7 248ZM17 246H21V247H18L20 249V250H18V252L19 251L22 252L24 250L21 248H27L28 249V250L25 249V252H29V255H28V253L26 254L25 252H24L25 255L22 252V254L24 256L21 255L22 257H24V259L28 257V260H24L22 262L23 258H21L20 255L19 256L17 255L18 257L16 256V254H18V252H16V249H14V248H17ZM180 246H182V247H180ZM211 246H214V247H211ZM158 247H159V249H158ZM254 247H255L256 251L253 250ZM9 248H11L10 251L15 250V253L13 252L14 253L13 256H15V257H13L11 255V252L8 256ZM186 248H188V247H186ZM213 248H215V249H213ZM217 248H220V251L217 250ZM12 249H14V250H12ZM260 249H262V250L260 251ZM159 250L162 252H160ZM211 250L214 252H211ZM257 251H258V254H260V255H258L256 253L257 256L253 257V255L254 256L256 255L255 252H257ZM259 251H260V253H259ZM192 252L190 253V255L194 254ZM203 252H205L206 254ZM252 252H253V254H252ZM217 253H219V254H217ZM261 253H262V255H261ZM157 254H158V256H157ZM112 255L109 258H112L113 257ZM216 255H217V258H214ZM7 256H8V258H7ZM16 257L18 258V261H16L17 260ZM53 257H55V258L52 259ZM76 257H78V258H76ZM159 257H160L159 260L161 261V262L160 261L159 262L161 264H166V263L169 264V262H167V259L165 256L162 255ZM184 257L182 259H185ZM187 257L189 258L190 256H187ZM188 258H187V261H189ZM99 259H97V260L100 261ZM8 260H9V262H7ZM91 260H94L95 263L97 261L95 259H91ZM172 260H174V259H172ZM172 260L168 259V261H171L172 264H175L176 261L174 260V263H173ZM250 260L252 262H250ZM85 261H83V262L85 263ZM98 261H97V263H98ZM156 261L158 262V260H156ZM192 261H190V262H192ZM261 261H262V263H264L263 262L264 259H261ZM261 261L257 260V263L262 264V263H260ZM186 262L184 261L183 263L186 264ZM190 262H187V263L189 264ZM199 262L200 261H198L197 263H199ZM202 262H204V261H202ZM202 262L199 264H203ZM88 263L91 264L90 260ZM179 263H180V261L178 262V264ZM98 264H100V262Z\"/></svg>",
	"mask_w": 264,
	"mask_h": 264
},
{
	"label": "bare ground",
	"instance_id": "bare-ground-1",
	"mask_svg": "<svg viewBox=\"0 0 264 264\" xmlns=\"http://www.w3.org/2000/svg\"><path fill=\"white\" fill-rule=\"evenodd\" d=\"M91 1V0H90ZM90 1H88V0H70L69 1V4H70V7L72 6V5H74V6H77V5H75V4H79L80 5V7H79V14H80V11H84V13L82 14V15H80L79 17H81V18H79V19H77V20H75V21H73L72 22V24L73 25H76V24H78L79 25V23H81V24H83V23H85V25H83V26H81L80 28L83 30H81L82 32H86V33H89V32H92L93 30L95 31V28H93V26L91 25V21H93L92 19L94 18V16H93V13H94V11H93V9H94V7H93V5L91 4V2ZM106 1V0H105ZM133 1H135V0H118V2L116 1V4H117V6L118 7H113L112 5V7L111 8H118L117 9V12L116 11H114L115 9H113V10H111V11H114L115 12V15H116V13H117V17L113 14V12H112V14L111 15H113V17L115 16L116 18H117V22H118V26H117V29H116V38H118V41L116 42H114L113 41V39H112V41L111 42H108V41H106V40H104V38H99V37H97V35H96V31L95 32H93V34L95 33V36H94V39L92 40L91 39V37L93 36L92 35V33H91V37L89 36V40H91L90 42H87V43H84L83 44V46L82 47H80L79 48V50H77V52H73V53H69L68 51H66V53L64 54V49H63V47L64 46H62L61 44L65 41L64 39V34H65V31H66V28L69 26L68 24H69V22L67 23V21L66 20H62V17H61V21H56L57 23H55V22H52L51 20H49V21H47V22H45V24H43V25H40L38 22L37 23H35L33 26H28V27H26V25L24 26V25H22V26H20L19 25V27H21L22 29H20L19 28V30H22V33H21V31H17L18 33H16V34H14V35H22L23 34V32L25 31L26 32V34H24V35H22V36H24V37H26L25 38V40H23V42H22V45L21 44H19L18 42L20 41V40H22V39H24V37L23 38H20L18 35H17V37H19L18 39H20V40H17L16 39V41H15V38H17V37H14L13 36V42L15 43L16 42V44H18V46L20 45V46H22L23 47V49H27L28 50V47H29V50H33V51H38V53L40 54V56L39 57H41V58H43L44 57V60L45 59H48L47 61L49 62H52V63H55L54 65H56V64H58V65H56V66H58V67H60V66H64L65 68H66V70L68 69V68H70V67H74V65L75 64H79L80 66H82L81 64H84L85 63V60L87 61V63L89 62L88 61V59L86 58L87 56V54L89 55H91V57H92V54H100L101 56L102 55H104L103 57H105V55H108V52L109 51H115V52H118L117 53V55L115 56V59H114V61H113V63L115 64V65H118V64H121V63H123V61H124V59L126 58V56H125V53H126V51L127 50H129V49H132L137 43H138V41L142 38V37H140V35H143V34H147V33H149V32H151L152 33V40L153 39H156L157 40V38H155V37H159V36H162V35H164L165 34V32L164 31H166L167 29H168V26H170L171 24H174L175 23V21H176V19H175V17L177 18L178 17V7L179 6H181V5H179V2L181 1V0H143V2H145V4L144 3H139V5L138 4H136V6H135V8H137L138 6H140V5H143V6H141V8L139 9V10H141V11H139V12H141V14L138 16L137 15V18H136V20H134V22L133 23H130L129 22V19H128V8H130V2H133ZM220 0H217L216 2H219ZM226 1H230V0H226ZM236 1V0H235ZM235 1H233V0H231V2L233 3V2H235ZM239 0H237V3H236V5H234V7H235V10L234 11H236V9L240 6V4H241V6H242V8H240V10H244V8L243 7H245L246 8V6L248 7V6H250V3H249V1L248 2H244V0H241L242 2H238ZM88 2H90V6L92 7V8H90V7H87V4H88ZM111 2V1H110ZM202 2H203V0H202ZM215 2V1H214ZM230 2V3H231ZM245 4H244V3ZM251 2V7H249L248 8V14H247V16L250 14V16L249 17H251V12L254 14V13H256V14H254V15H256L255 16V18L256 19H258L259 21H262L263 19H264V0H251L250 1ZM84 3V4H83ZM99 3V2H98ZM97 3V4H98ZM105 3V2H104ZM107 3V2H106ZM220 4L221 3H224V4H221L222 6L224 5L225 6V1H221V2H219ZM249 3V4H248ZM252 3L254 4V6H252ZM72 4V5H71ZM94 5H96V3H93ZM114 4H115V2H114ZM115 4V5H116ZM235 4V3H234ZM237 4H239V5H237ZM247 4V5H246ZM86 5V6H85ZM89 5V4H88ZM103 5V4H102ZM131 5H133V3H131ZM179 5V6H178ZM216 4H214L213 6H215ZM219 5V4H218ZM103 6H105V4L103 5ZM107 6H110L109 4H107ZM134 6V5H133ZM132 6V7H133ZM156 6H160V8H161V18H162V21H161V23H159L158 25L159 26H156V27H151L150 25L148 26V24L146 25V21L145 20H147L146 18H148V14H151V13H149V12H151L152 10H153V8H155ZM217 6V5H216ZM222 6H219L220 8L222 7ZM228 6V5H227ZM237 6V7H236ZM145 7V8H144ZM234 7H232V9L234 8ZM99 8H101V6L99 7ZM109 7H107V9H108ZM134 8V7H133ZM168 8H169V10H168ZM181 8V7H180ZM230 8V7H229ZM96 9H97V6H96ZM96 9H95V11H96ZM197 9H199V8H197ZM197 9H195V7H194V9H193V7H192V10H196V11H198ZM212 9H215V8H212ZM232 9L230 8V10L229 11H227V10H223V11H225V14H227L226 12H230V11H232ZM78 10H77V12H78ZM98 10V9H97ZM182 10V9H181ZM180 10V11H181ZM218 10H222V8L221 9H219L218 8ZM239 10V12H241ZM246 10H247V8H246ZM246 10H244V11H242L243 13H246ZM108 11V10H107ZM107 11H105V13L107 12ZM147 11H148V14H147V17H146V13H147ZM220 11H218L219 13H220ZM237 11H238V9H237ZM99 12V11H98ZM138 12V13H139ZM193 12V11H192ZM222 12V11H221ZM96 13V12H95ZM100 13H101V11H100ZM107 13H109V12H107ZM104 14V15H108V18H109V16H111V15H109V14ZM213 13V12H212ZM236 13V12H235ZM235 13H229V15L225 18V19H223V21H220V22H218V26H219V28H218V32H217V34L220 36V38L218 39L219 41H220V39L224 42L223 43V45H225V43H227L228 44V42L231 40V38H232V35H233V33H234V26L235 25H239L240 24V26L241 27H243V25H244V23H246V22H244L243 24H242V22H241V18H240V16H239V14H235ZM142 14H144L145 15V17H144V15H142ZM96 15V14H95ZM254 15H252V17H253V19H254ZM103 16V15H102ZM246 16V17H247ZM114 17V21L116 20V18ZM248 17V18H249ZM104 18V17H103ZM58 19V18H57ZM56 19V20H57ZM66 19V18H65ZM200 19V18H199ZM243 19V18H242ZM251 20H252V18H250ZM83 20V21H82ZM84 20H85V22H84ZM112 20H113V18H112ZM200 22H199V24H202V22H204L202 19H200L199 20ZM254 21H255V19H254ZM259 21H256L255 23L257 24ZM116 22V21H115ZM116 22V23H117ZM146 22V23H145ZM196 22V21H195ZM262 23H264V21L263 22H260V26L262 25H264V24H262ZM80 24V25H81ZM204 24V23H203ZM31 25V24H30ZM132 25H134L135 27H132ZM259 25V24H258ZM24 26V27H23ZM77 26V25H76ZM75 26V27H76ZM259 26V27H260ZM85 28V29H83V28ZM258 27V26H257ZM258 27V29H260L261 30V28H259ZM23 28H25L24 30H23ZM29 28V29H28ZM70 28V27H69ZM263 28V27H262ZM28 29V30H27ZM243 29V28H242ZM164 30V31H163ZM135 31L138 33V36H133V34L135 33ZM244 31H246V30H244ZM257 31V30H256ZM19 32L21 33V34H19ZM147 32V33H146ZM257 32H260V31H257ZM85 33V34H86ZM213 32H211V34H212ZM261 33V32H260ZM259 34V33H258ZM90 35V34H89ZM204 35V34H203ZM205 35H206V32H205ZM207 35H208V33H207ZM206 35V36H207ZM213 35V34H212ZM211 35V38L212 37H214L213 39H215V36H212ZM215 35V34H214ZM261 36H260V38H259V46H258V49H256L257 50V52L256 53H253L252 55L249 53V52H252V51H248V49H249V47H248V49H246L245 48V50H243V51H245L244 52V54L242 55V56H240L239 54H238V56H240L239 58H238V56L237 57H230V62H229V65L233 68V69H239V68H241L242 66H246V64H250V66L251 67H253L254 69H256L257 70V72L256 71H254V73L256 72V73H258L260 76H262V79H263V81H264V70H261V69H257V68H255L254 66H252L251 64V59H254V60H259V59H261V58H263L264 57V29H263V32L260 34ZM245 37V36H244ZM99 38V39H98ZM210 38V34H209V39H211ZM3 39V38H2ZM2 39H1V41H2ZM6 40V39H5ZM4 39H3V41H4V43L6 42V44H7V41H5ZM86 40V39H85ZM156 40L153 42L154 44H156L155 42H156ZM18 41V42H17ZM25 41V42H24ZM105 41H106V43H105ZM206 41H208V40H206ZM209 42V41H208ZM214 42V44H215V41H213ZM212 42V43H213ZM24 43V44H23ZM158 43V42H157ZM218 43V42H217ZM204 44V43H203ZM202 44V45H203ZM210 44V43H209ZM189 45V44H188ZM187 45V46H188ZM205 45H207V44H205ZM257 45H258V43H257ZM256 45V46H257ZM25 46H27V48H24ZM154 47H152L154 50H152L151 48H150V50L149 51H154V54H156V51H158L159 49H158V45L156 46V45H153ZM186 46V45H185ZM186 46V47H187ZM210 46H211V48H209V46L207 45V47L209 48V49H212V48H214V49H212L213 50V55H212V57H210L211 59H210V62H208L209 60L207 59V61L205 60V59H203L204 57H203V54L201 55L200 53V55L203 57L202 59H200L201 57L199 56V54H195V53H193V52H195V50H192L193 52L191 53V51L189 52V50L190 49H192V48H195V47H192V46H190V49L189 50H186L187 51V53H190V54H187V56H190L191 54L193 55H195V57L198 55V59L197 58H195L194 56V58H195V60H193V57H192V55L190 56V57H188L189 58V60H187L186 58H187V56L185 57V58H183V55H181V57H177V59L178 60H180L181 58V60L180 61H177L176 63L178 64V65H176L175 64V66H178V67H180V70H183V68H184V70L186 69L185 67H184V64L186 65V67H189L190 68V63L192 62V60H193V64L194 65H196V63H195V61L196 60H205V62H208V63H206V67L205 68H207V67H209V64H211L210 65V67L212 66V65H215L216 66V64H218L219 63V57L216 55V54H214V50H217L216 48H215V46L212 44H210ZM7 47H8V44H7ZM155 47H157V49L155 48ZM192 47V48H191ZM206 47V48H207ZM33 48V49H32ZM163 48V47H162ZM36 49V50H35ZM183 48H181L180 50H182ZM185 47H184V51H185ZM196 49V48H195ZM200 50L199 51H202V49L201 48H199ZM251 50H252V48H250ZM197 50V49H196ZM211 50V51H212ZM254 51V50H253ZM159 52V51H158ZM180 52V51H179ZM216 52V51H215ZM239 52H240V50H239ZM255 52V51H254ZM37 53V54H38ZM150 53V52H149ZM181 53H184V52H181ZM197 53V52H196ZM211 53H209L210 54V56H211ZM68 54V56L69 57H66V55ZM146 54H147V52H146ZM90 55H89V57H90ZM148 55H152V52L150 53V54H148ZM180 55V54H179ZM205 55V54H204ZM100 56V57H101ZM64 57H66L67 58V60H64ZM90 57V58H91ZM102 57V58H103ZM192 57V60H190V58ZM68 58H74V62H71V60H68ZM208 58H209V55H208ZM42 60V59H41ZM184 60V61H183ZM47 61H44V62H47ZM155 61V60H154ZM186 61H188V62H186ZM189 61H191V62H189ZM201 61V63L200 64H202L203 65V63H204V65H205V62H202ZM43 62V63H44ZM47 62V63H48ZM49 62V64H51ZM196 62H198V61H196ZM246 62V63H245ZM105 63V62H104ZM179 63H181L182 65L181 66H183L182 68H181V66H179ZM187 63H189V65L187 64ZM198 64V66L200 67V65H199V62L197 63ZM207 64H208V66H207ZM60 65V66H59ZM72 65V66H71ZM102 65H104L105 67H108V66H106V64H102ZM161 65V64H160ZM159 65V66H160ZM192 65V64H191ZM194 65H192V66H194ZM201 65V67H202V69H203V66ZM78 66V65H77ZM157 66H158V64H157ZM174 66V65H173ZM197 66V67H198ZM64 67H61V68H63V70H65L64 69ZM156 67V66H155ZM167 67V66H166ZM197 67H193L191 70H195V68H197ZM247 67V66H246ZM101 68L102 67H99V68H96L94 71H90V75H89V73L88 72H85L84 74L86 75L85 76V82H86V84H87V86L88 87H90V86H94L95 85V83H96V81H95V77L97 76V75H99V78L101 77V72L100 71H102L101 70ZM121 68H122V66H121ZM120 68V69H121ZM172 68V67H171ZM176 69H179V68H177V67H175ZM250 68V67H249ZM74 68H70V69H68L69 71L68 72H70V71H72ZM160 70L161 69H163L162 70V74H164V76L162 75V78L163 79H165L162 83H163V85L161 86V88L163 89V86L165 85V83L167 82V83H170L171 81L172 82H174L173 80H169L168 81V71H166L165 73L167 74H165L164 73V70L166 69H164L163 67H160L159 68ZM169 69V68H168ZM168 69H166V70H168ZM176 69L174 70V68H173V71L175 72V73H178L177 71H176ZM199 70L201 69V68H198ZM197 69V71L196 72H198V75H200V74H202V71H201V73H200V71ZM65 70V71H66ZM160 70H158V67H156V70L155 71H157V72H159ZM183 70V71H184ZM190 70V69H189ZM251 70V69H250ZM170 71V70H169ZM172 71V70H171ZM173 71L172 72H169V73H171L170 74V76H171V78H172V73H173ZM252 71V70H251ZM179 72H182V71H179ZM188 72V71H187ZM193 72V71H192ZM191 72V73H192ZM83 73V72H82ZM87 73V74H86ZM99 73V74H98ZM160 74V73H159ZM196 75H197V73H195ZM194 74V75H195ZM165 75H166V77H165ZM176 75H178V74H176ZM192 75V74H191ZM194 75H193V78H194ZM179 76V78H180V75H178ZM183 76V75H182ZM165 77V78H164ZM177 77V76H176ZM175 77V78H176ZM186 77V76H185ZM231 77V76H230ZM229 77V78H230ZM257 78H255V80H257V79H259V80H262V79H260V77L258 78V75L256 76ZM2 78H4V77H2ZM2 78H0V92H6V96L3 98V102H2V104H4V105H6L5 103H8L11 99H12V94H13V96H14V93H13V91L16 89V88H18L19 86H20V83L17 81V80H12V81H10V82H6V80L8 81V79H6V78H4V79H6L5 81L2 79ZM170 78V79H171ZM178 78V77H177ZM176 78V79H177ZM178 78V79H179ZM188 78V77H187ZM190 78H192V77H190ZM190 78H188V79H190ZM197 78V77H196ZM195 78V79H196ZM199 78H202V77H199L198 76V79ZM203 78H204V76H203ZM149 78L147 77V79L146 80H148ZM175 79V80H176ZM177 79V80H178ZM187 79V80H188ZM231 79H233L232 77H231ZM234 79H235V77H234ZM50 80V81H49ZM66 80V79H65ZM65 80H63L62 81V79L60 80V82H61V85H62V89H61V94L63 93V97H65V95H66V97L69 95V94H73V95H75L76 94V97L74 96L73 97V95H72V97L73 98H75V99H77V101L80 103L79 104V106L77 107V109H75V111H74V113L72 112V115L74 116H71L70 115V117H73V122H72V118L71 119H69V122L71 123V124H75L76 125V123L79 125V123H83V120L81 119V117L78 115L79 114V112H80V110L82 111V110H87V108L88 107H90L91 106V102L90 101H87V100H85V99H83V98H81V96H80V94L79 95H77V89H73V88H75V87H73L72 85H74V83H72V81H70V83L69 82H65ZM180 81H179V83H170L169 85H170V87H169V85L167 84V85H165V94L167 95V97H168V95L171 97V95L172 94H177V92H178V94L179 95H181V91H177V92H175V93H172L173 91V89H174V87L176 86V88L178 87L177 85H179V86H181V87H183L184 88V86H187V87H189V84L191 83V81L189 82V81H187L186 79H182V77H181V79H179ZM183 82H182V81ZM186 80V81H185ZM54 81L55 80H52L51 78H48V81H46V82H50V83H54ZM166 81V82H165ZM193 81H194V79H193ZM196 81H197V83H199V80H197L196 79ZM232 81H235V80H232ZM149 82H151V80H149ZM256 82V81H255ZM262 81H257L256 83H261ZM72 83V84H71ZM152 84L154 83L155 84V82H153V80H152V82H151ZM203 83L205 84V81L203 80ZM252 83V82H251ZM253 83H254V81H253ZM153 84V85H154ZM172 84V85H171ZM177 84V85H176ZM203 84V85H204ZM209 84V83H208ZM207 84V85H208ZM151 87V85L148 83V81H145V79H144V81H143V83H142V85L141 86H137L136 87V89L134 90L135 92H134V95L137 97L139 94H140V92L144 89V87H149V86ZM153 85H152V87H153ZM195 85H196V83H195ZM194 85V86H195ZM199 85V84H198ZM201 87L203 86L202 85V82H201ZM200 85H199V87H200ZM207 85H205V86H203V87H205V89H207ZM262 85H263V83H262ZM157 86V85H156ZM155 85H154V87H156ZM166 86H168L167 88H166ZM171 86H172V90H171V93L168 91H166L167 89H169V88H171ZM214 86H216L215 84L213 85V82L211 83V85L208 87V88H210L209 90H212L211 92H212V94L214 95V93H213V91L215 92V96H214V98L215 97H217L216 96V91L214 90V89H216L217 90V87L216 88H214L213 89V87ZM250 87H248V89H247V92H245L246 94H245V98L243 99V97H241V96H239L238 97V93L236 92V90L233 88H228L227 89V91L225 92L226 94H225V98H226V102L224 103V104H222V105H219V107L220 106H224V108L226 109V111H228V114L230 115L229 117H231L230 119L231 120H233V118H234V120L236 119H238V125H237V128H236V133H237V136L238 137H245V138H247V140H248V136L251 134L250 132L252 131V134L254 135L255 134V136H256V134H258L256 137L257 138H260L259 136L261 135V139H264V129H263V127L261 128V129H263L262 131L263 132H261L260 130V128H256L255 126V128L254 129H250V128H248L247 127V123L249 122V120L251 119L249 116H247L248 114H246L247 113V110H248V108H249V106H250V104L248 103V102H250V101H252L253 100V96H251V93L252 92H254L256 89L257 90H259V85H256L255 84V86H253V87H251L252 85L250 84L249 85ZM261 86V85H260ZM199 87H196L195 86V88L197 89V88H199ZM201 87H200V89H201ZM202 87V88H203ZM261 87H263V86H261ZM160 88V86L158 85V91H157V89H156V91L157 92H159V90L161 91V89H159ZM195 88H194V90H195ZM212 88V89H211ZM178 89V88H177ZM177 89H175V90H177ZM186 88H184V90H185ZM262 89V88H261ZM264 89V88H263ZM97 89H95V91H96ZM164 90V89H163ZM162 90V91H163ZM170 90V89H169ZM174 90V91H175ZM179 90V89H178ZM183 90V93H186L185 91ZM188 90V89H187ZM192 90H193V88H192ZM193 90V91H194ZM199 89H197V90H195V93H196V91H198ZM202 90V89H201ZM201 90H199L198 91V93H200V91ZM209 90H207L208 92H209ZM63 91V92H62ZM161 91V93H164V92H162ZM202 91H205L204 89L202 90ZM264 91V90H263ZM180 92V93H179ZM206 92V91H205ZM208 92H207V95H208ZM182 93V94H183ZM158 94H160V93H158ZM177 94V96H175V95H172V97H171V99L172 98H174V97H176L178 100H181V98L183 99L184 98V96L185 95H187V93L184 95V96H179ZM212 94H210V92H209V96H208V98L210 97V96H213ZM261 94V96L263 95L264 96V92H261L260 93ZM133 95V96H134ZM62 96V95H61ZM164 96L165 95H163V96H160L159 95V97H161V98H164ZM174 96V97H173ZM188 96V95H187ZM187 96H185L186 97V99H187ZM68 97H70V95L68 96ZM224 97V96H223ZM222 97V98H223ZM241 97V98H240ZM175 98V99H176ZM213 97H211V99H212ZM213 98V99H214ZM219 98L221 99V96H219ZM171 99L169 98V100H170V102H171ZM177 99H176V102L174 103V102H171V106L170 107H172V110L174 109L175 110V112L173 111V113H174V115H173V113L172 112H170V113H172L171 114V116L173 115L175 118H176V116H175V113L177 112V110L179 109L178 107H180V106H178L177 104H181V107H186L185 105L183 106L182 104H184V100H186V99H183V103H182V101H181V103H180V101H178V103H177ZM217 100H219L218 99V97L216 98ZM224 99V98H223ZM258 100V99H257ZM256 100V101H257ZM259 100H260V102H261V100H264V98H262V99H260L259 98ZM258 100V101H259ZM211 101V100H210ZM210 101H208V99H207V101L206 102H210ZM214 101H216L215 99L214 100H212L211 102H214ZM257 101V102H258ZM222 102V101H221ZM264 102V101H263ZM177 103V104H176ZM186 103H187V100H186ZM215 103V102H214ZM217 103V105L215 106V107H217L218 106V104L220 103L219 101H217L216 102ZM243 104V103H245L246 105L243 107V106H241L243 109L242 110H244V111H240V112H238V108L240 107V106H238V104ZM174 104V105H173ZM176 104V105H175ZM197 105H195V107L194 108H196L195 109V111L196 112H198V113H196L195 111H194V108H193V111H192V108H188V109H190L191 111H192V114H190L191 113V111H189L188 110V114H190L191 116L193 115V117H194V119L197 117V118H201L202 116H203V118L202 119H197L196 118V120L198 121V122H196V123H199V121L200 120H203V119H205L204 117H206V114L208 115V116H210L209 115V112H210V110H207V109H209L207 106H206V104L204 103V105H205V107L203 108V106L201 107V109H199L200 107L199 106H201V104H203V101H201V104L200 105H198L199 103H196ZM211 104V103H210ZM187 105V104H186ZM211 105H213V104H211ZM174 106H177V108L176 107H174ZM197 106H198V109H197ZM209 106V105H208ZM174 107V108H173ZM180 107V108H181ZM214 107V108H215ZM90 108H92V107H90ZM176 108V109H175ZM183 109V108H182ZM216 110H217V108H215ZM241 109V108H240ZM247 109V110H246ZM167 110H169V106H168V108H167ZM181 109H179V111H180ZM201 110V112H199ZM216 110H214V111H216ZM179 111H178V113H179ZM183 111V110H182ZM208 111V113H206ZM214 111L212 112V115L213 114H215L214 113ZM168 111H166L165 113H164V115H163V117H165V115H166V117H167V113ZM196 114H195V113ZM241 112H243V115L241 114ZM249 112V111H248ZM184 115H186V113H185V111H183L182 112ZM200 113H201V115L202 116H200ZM218 113V112H217ZM217 113L215 114V116L213 115V117H212V115H211V117H208V118H211L210 120L211 121H214L215 119H214V117H216V115H217ZM245 113V114H244ZM116 114V113H115ZM114 114V118H115V115ZM177 114V113H176ZM181 114V113H180ZM183 114H182V117H181V119L180 120H182L183 119ZM199 114V115H198ZM239 114H241V116L243 117V118H240V115ZM250 114V113H249ZM125 115V114H124ZM124 115H121V117L123 116V120L125 119L124 117ZM190 115H187V116H189L190 117ZM195 115H196V117H195ZM199 117H198V116ZM218 115H219V113H218ZM169 116H170V114H169ZM168 116V117H169ZM170 116V117H171ZM172 116V117H173ZM187 116H185V118H186V121H187V119H188V121H190L191 120V118H190V120H189V118H187ZM249 117L248 119H247V117ZM7 117L9 118V119H12V116H11V114H7ZM127 117V116H126ZM166 117L164 118L165 120H166ZM174 117H173V119H172V121H171V119H170V121L171 122H173V121H175V119H174ZM179 117V116H178ZM193 117H192V119H193ZM207 118V119H208ZM216 118H218V116L216 117ZM113 116L110 118V121H112L111 123H113V121H115V119L116 120H118L119 122L121 121V119H120V115H119V117H118V119L117 118H115V119H113ZM134 119V118H133ZM132 119V116H130L129 118L127 117L125 120H124V122L126 121V122H130V123H132L134 120ZM169 119V118H168ZM178 119V118H177ZM212 119H214V120H212ZM219 119H222V118H219ZM219 119L216 121V122H218L219 121ZM71 120V121H70ZM122 120V121H123ZM179 120V119H178ZM183 120H185V119H183ZM9 121H12V120H9ZM110 121L108 120V123L107 124H109L110 123ZM122 121H121V124H122ZM167 121V120H166ZM195 121V120H194ZM193 121V122H194ZM116 122V121H115ZM114 122V123H115ZM119 122H116V123H119ZM123 122V123H124ZM144 122H145V119H144V121H143V123L142 124H144ZM191 122V121H190ZM190 122H188V123H186V124H188V125H190L191 123ZM192 122V126L194 125V123ZM202 122H206L204 125H209V120H208V122L207 121H202ZM220 122V121H219ZM2 123L3 122H0V126H3L2 125ZM81 123V124H82ZM88 123H90V124H92V125H90V124H88ZM167 123H168V121H167ZM183 124H185L184 122H182ZM208 123V124H207ZM215 122H213V123H211L210 122V125L211 124H214ZM237 123V122H236ZM80 124V125H81ZM173 124H175V122H173ZM176 124H178L177 123V121H176ZM176 124L174 125V126H176ZM183 124L181 125V124H179V126L177 125V127H174V126H172V131H170L171 133L173 132V130L175 131L176 129H180L181 128V130H186L187 129V127H190V126H187L186 127V125L185 126H183ZM200 124V123H199ZM86 125H90L89 126V128L91 127V126H93V122L92 121H90V122H87V123H85V125H83L84 127L86 126ZM114 125V124H113ZM182 126L184 127V128H182ZM212 126V125H211ZM222 126V124L220 125V127ZM230 124H229V126H226V125H224V126H222L221 127V129H223V128H225V130H224V133L221 131V130H218V131H221V133H222V135H224L225 134V140H224V142H225V144H232L233 145V147L236 145V143L237 144H239L240 145V143H238V142H236L235 143V141H237L238 140V138H235L234 136H233V132H232V129L230 128ZM259 127H261V125H260V122H259V125H258ZM87 127V126H86ZM108 127H110V125L108 126ZM112 127L113 126H111L110 127V130L112 129ZM116 127H118V125L116 124L115 125V129H116ZM168 127V125L166 126V128ZM174 127V128H173ZM194 128H192V131H191V134L192 133H196V132H193V130L194 131H196V130H198V129H195V127L196 126H193ZM197 127H198V125H197ZM206 127V126H205ZM208 127H210V126H208ZM219 127V128H220ZM247 127V128H246ZM6 128V127H5ZM8 128V127H7ZM12 127H9V132H10V139H11V141H12V143H16L17 144V142H16V140L13 138V136L12 135H16V134H18L20 131H18L17 133L13 130V129H11ZM27 128V127H26ZM26 128H24V129H22V130H25ZM45 128V127H44ZM114 128V127H113ZM165 128V127H164ZM165 128V129H166ZM169 128H171V126L169 127ZM168 128V129H169ZM199 128V132L198 133H200L201 131H202V128H204V127H201V129H200V127H198ZM28 129H29V127H28ZM27 129V130H28ZM46 129L47 128H45V130L43 129V131L46 133ZM88 129V128H87ZM86 129V130H87ZM106 129V128H105ZM118 129V128H117ZM120 129V128H119ZM165 129H163V130H165ZM256 129H257V131H256ZM26 130V131H27ZM42 130V129H41ZM49 129H47V131H48ZM89 130V129H88ZM91 130V129H90ZM104 130V129H103ZM102 130V131H103ZM187 130H190V128H188ZM201 130V131H200ZM251 130V131H250ZM26 131H22V134L24 135V136H26L27 138H26V141H25V143H23V149H25V150H27L28 151V148H26V146L27 147H29L28 145L29 144H31V142L35 145L37 142H38V144H39V139L40 138H38V137H35V136H37V134L34 136V135H31V133H34L33 131L31 132V130H30V132L29 133H27ZM51 131V129L48 131V134H49V132ZM104 131H106V135H108L109 136V132L107 131V130H104ZM103 131V134L105 135V132ZM116 131V130H115ZM114 131V132H115ZM121 131V130H120ZM169 130H167L166 131V133L168 132ZM177 131V132H176ZM175 132H176V134H179V133H182V132H184V131H181V132H179L178 133V130H176ZM261 133H260V132ZM52 132V131H51ZM186 132H190V131H186ZM254 132V133H253ZM123 133V132H122ZM122 133H121V135H122ZM170 133V134H171ZM174 133V132H173ZM31 136H30V135ZM43 134V133H42ZM42 134H40L39 133V135L38 136H44V135H42ZM112 134L113 135H115V133H113L112 132ZM168 134H169V132H168ZM169 134V135H170ZM197 134V133H196ZM28 135V136H27ZM47 135V134H46ZM53 136V133L52 134H50L49 136ZM56 135H57V133H56ZM103 135V136H104ZM105 135V137L107 138L108 136H106ZM121 135H115V140H117L118 141V136H119V138H122V140L123 141H125V140H127L128 138L127 137H125V136H121ZM51 136V137H52ZM117 136V137H116ZM121 136V137H120ZM171 136H172V134H171ZM171 136H170V138H171ZM175 136H177V135H173L172 137H175ZM196 136V135H195ZM247 136V137H246ZM104 137V138H105ZM110 137V136H109ZM44 139L45 138H49V137H47V136H44L43 137ZM105 138V140L108 142L109 140L111 141V142H113L112 144H116L117 145V143H119V142H121V140L119 139V141L117 142V141H115V140H113L114 138H112V139H106ZM111 138V137H110ZM126 138V139H125ZM46 139V140H47ZM131 139H132V137H131ZM157 139V138H156ZM155 139V140H156ZM163 139V138H162ZM173 140V141H171V142H169L168 143V140ZM171 139H169L168 138V140H166V139H163V140H161V142L159 143V141H158V143L159 144H161L160 146L162 147L161 149L162 150H158L159 148H155V149H157L159 152H156V155L158 154V158L159 157H161L162 159H163V153H165V155H164V157L166 156V155H168V154H172L174 151H178L180 148H183V144H182V146L180 145V147L179 148H177L176 150L174 149L173 150V148H176V146H175V143H174V140L176 141V138L174 139V138H171ZM75 140V139H74ZM73 140V142H71L70 143V145H71V148H70V151L72 150V152H71V154H69V155H71L72 156V158H69V157H71V156H69L68 154H64V155H66L67 157H62L60 160H57V162L55 161V159H54V161H52V162H54L55 164H56V166H58V168H59V166H60V168L62 167V166H65L66 167V165H64L66 162H67V165L70 163V165H72V164H74V165H78V163L80 164V166L82 167V169H86V170H88V172H90V171H93L92 169H93V167H95V166H97L98 164H99V161H97V160H100V159H96V158H94V159H96V160H93V158H92V160H88V158L86 159V161L85 160H83L82 158H81V153H83L84 154V152H81V150H80V146H79V144H78V142L76 143L75 141ZM157 140H159V139H157ZM157 140H156V144H157ZM178 140V139H177ZM109 141V143H111ZM180 141V140H179ZM258 141H260L259 139H258ZM116 142V143H115ZM172 142H173V145H174V147L172 148L170 145L172 144ZM181 142V141H180ZM180 142L179 143H177L176 145H178V144H180ZM257 142V141H256ZM171 143V144H170ZM183 143V142H182ZM195 145H193V144ZM190 145L189 144H187L188 146H191L190 148H195L197 145L194 143V142H192ZM235 143V144H234ZM14 144H12L11 146H9L8 147V150H9V152H10V150H12L13 148H15V147H13V146H15ZM159 144H158V146L156 145V147H160L159 146ZM170 144V145H169ZM251 144V143H250ZM253 145H256V143H252ZM18 145V144H17ZM64 145V144H63ZM169 145V146H168ZM187 145H185V147L187 146ZM239 145H237V149H238V146ZM263 145V149H261V146L259 147L260 149H261V151H262V153L264 154V144H262ZM31 146H33V145H31ZM37 146V145H36ZM131 146V145H130ZM179 146V145H178ZM193 146V147H192ZM259 146V145H258ZM11 147H13L12 149H9V148H11ZM16 147H18V146H16ZM35 147V146H34ZM82 147H83V145H82ZM132 147H134V146H132ZM155 147V146H154ZM184 147V148H185ZM197 147H199V146H197ZM196 147V148H197ZM219 147V146H218ZM246 147H248V146H246ZM4 148H5V146H4ZM31 148V147H30ZM37 148V147H36ZM63 148H65V147H63ZM66 148H69V146L67 147L66 146ZM137 149V146L136 147H134V149ZM139 148V147H138ZM142 148V147H141ZM188 148V147H187ZM190 148H188V151H187V153L188 152H190L191 150H189ZM232 148V147H231ZM236 148V146L233 148V149H235ZM252 148V147H251ZM34 149V148H33ZM32 149V150H33ZM48 149H51V148H49L48 147ZM56 150H54V151H58L57 149L58 148H55ZM82 149V151L84 150L83 148H81ZM147 148H145L144 147V151L146 150ZM151 149H153V148H151ZM233 149H232V152L235 154V153H237V152H239L240 153V151H243V150H241V149H243L242 147H239V149H240V151H237V149H236V151H233ZM254 149V148H253ZM252 149V150H253ZM7 150V151H8ZM31 150V149H30ZM31 150V151H32ZM46 150L47 149H45V151H44V153L46 152ZM128 149H126V151H127ZM138 150H141L140 148L138 149ZM156 150V151H157ZM248 150H250L249 149V147H248ZM248 150L246 151V152H248ZM251 150V151H252ZM14 150H12V152H10L11 154L13 153L14 154V152H13ZM31 151H28L26 154H27V156L26 157H30L28 154H29V152H31ZM36 151V150H35ZM128 151H130V150H128ZM127 151V152H128ZM149 151V148L147 149V151H145V152H143L142 154H145V155H147V154H149V153H147ZM161 151H163V152H161ZM216 151V150H215ZM217 151H219L218 149H217ZM216 151V152H217ZM245 151V150H244ZM34 152V151H33ZM51 152H53V148H52V151ZM125 152V151H124ZM138 151H136V153H137ZM141 152H142V150H141ZM141 152H140V155H141ZM253 152H254V150H253ZM253 152H252V156L254 157V159H255V154H256V152L257 151H255V153H254V155H253ZM258 152H259V150H258ZM38 153H39V151H38ZM70 153V152H69ZM139 153V152H138ZM147 153V154H146ZM153 153H154V150H152V155H153ZM162 153V154H161ZM190 153H192V152H190ZM197 153H198V151H197ZM197 153H194V155H196ZM232 153V154H233ZM261 153V152H260ZM16 154V153H15ZM14 154V155H15ZM41 154H43V153H41ZM47 154V153H46ZM40 155V156H43L42 158L44 159V156H50L51 157V153H50V150H49V153L47 154V155ZM126 154H128V153H126ZM130 154H133V152L131 153L130 152ZM155 154V153H154ZM159 154L161 155V156H159ZM214 156H215V153L213 152L212 153ZM229 154H230V152H229ZM233 154V155H234ZM242 154V153H241ZM248 155L249 154H251V152L249 151V153H247ZM31 155V154H30ZM33 155V154H32ZM31 155V156H32ZM37 155V154H36ZM39 155V154H38ZM114 155V154H113ZM134 155L136 156L137 155V157L139 156V157H141L140 155H138V154H135L134 153ZM149 155H151V153L149 154ZM152 155H151V157H152ZM182 155H185V154H182ZM217 155H219V153H217ZM216 155V156H217ZM17 156V155H16ZM22 156H24V155H22ZM40 156H37V157H39L40 158V162L42 163V158L40 157ZM133 156V155H132ZM135 156L133 157V158H135ZM180 156H181V154H180ZM189 156V155H188ZM188 156H187V154H186V157H187V159H188ZM192 156H193V153H192V155L190 154V156H189V158L191 159L192 158ZM238 157L236 158V160L239 162L240 161V159L241 158H243L244 159V161L246 160L245 158V156L243 157V154L241 155V156H239V154L237 155ZM36 157V158H37ZM53 157V156H52ZM109 157H111V156H109ZM113 158H115L114 156H112ZM143 157V156H142ZM148 157H150V156H148ZM151 157H150V159H151ZM155 157L156 156H154V160L156 161V159H155ZM186 157L185 156H183V158H185V160H186ZM197 157H199L198 155H197ZM218 157V156H217ZM240 157V158H239ZM250 157V156H249ZM253 157H251L250 159H252ZM19 158H24V157H19ZM35 158V157H34ZM58 158H60V157H58ZM76 158H78V160L76 159ZM161 158H159L158 160H160ZM239 158V159H238ZM46 159H48V157H46ZM51 158H49L48 160H50ZM72 159H76L75 161V163L72 161ZM112 159V158H111ZM116 159V158H115ZM149 158H148V160H150ZM153 159V158H152ZM232 159H235V158H233V156H232ZM243 159H241V161H243ZM20 160V159H19ZM26 160V159H25ZM35 160V159H34ZM47 160V161H48ZM53 160V159H52ZM133 160V159H132ZM136 160L138 161V159H136L135 158V163H136ZM140 160V159H139ZM142 160H144L143 158L139 161V162H141V164L140 165H144V162L142 161ZM147 160V159H146ZM153 160V161H154ZM184 160V162H186ZM189 160V159H188ZM235 160V161H236ZM256 160V159H255ZM21 161V160H20ZM20 161H18L17 160V162L20 164L21 162ZM27 161V160H26ZM31 161V160H30ZM29 161V162H30ZM51 161V160H50ZM49 161V162H50ZM78 161V162H77ZM113 161V160H112ZM117 161V160H116ZM116 161H115V164H116ZM151 161V160H150ZM154 161V162H155ZM161 161H163V160H160L159 162V164L161 165L162 163H161ZM236 161V162H237ZM240 161V162H241ZM247 161V160H246ZM253 161V160H252ZM17 162L15 163V161L12 163V164H8V163H6L5 164V166H4V170L2 169V165L0 166V173L2 172L3 173V171H5V169H6V171L7 170H12L13 168H15V167H18V165L19 164H17ZM28 161H27V164L26 165H28V163H29ZM44 162H45V160H44ZM49 162H47L48 164H50ZM73 162V163H72ZM101 162V161H100ZM118 162V161H117ZM127 162V161H126ZM129 162H131V161H129ZM128 162V163H129ZM143 162V163H142ZM149 162V161H148ZM236 163L235 164V162L233 161V163L236 165V168H235V170H234V168H233V171H234V175H233V173H232V177H233V181L232 180H229V183H230V188L228 187V185H227V189H220V190H218L217 189V192L215 191L214 192V195H213V199H212V201H214V202H216L217 204H219V205H221L222 207L224 206L225 208H227L228 210H231V211H234V210H232V209H229V208H231L232 206H234L236 209H237V207H236V204L237 203H235V201H236V199L238 198V196H239V193H238V191H241V187H240V185H242V181H243V179L246 177V174H247V170L244 168V167H242L241 166V163ZM264 162V161H263ZM10 163V162H9ZM22 163H24L23 162V159H22ZM32 163V162H31ZM31 163L29 164V165H31ZM111 163H113V162H110V164ZM158 163V162H157ZM243 163V162H242ZM8 164V165H7ZM16 164H17V166H16ZM44 164H46V163H44ZM48 164H46V165H48ZM52 164V166H54L53 165V163H51ZM110 164H107L106 166H107V168H106V176H107V178L110 176V178H112V180H107L106 181V177H103V178H106L105 179V181L106 182H111V181H113V176L115 177V174H116V172H117V174L116 175H118L119 174V176L117 177V179L118 178H120L121 179V177L123 178V176H121V174L123 175V173L124 174H127L128 173V175L131 173V176L130 177H132L133 178V175H135V173L137 174V172H135L134 173V171H132L133 172V175H132V172H127L126 170L132 165V164H126V165H128L129 167L128 168H125L126 170H124V167L126 166V165H124L123 166V170L121 169L122 168V165L124 164H120V166H118V164H117V166L120 168V170L123 172V171H126V172H121V171H119V168H117L116 166H115V164H113L112 166L110 165ZM139 163H137V165H138ZM149 164L151 165V163H147V166L146 165H144L145 167H147L148 168V166H149ZM153 164V163H152ZM7 165V166H6ZM24 165V164H20V166L19 167H21L22 168V166ZM25 165V166H26ZM69 165V166H70ZM73 165V166H74ZM76 165V166H77ZM134 165V164H133ZM154 165V166H153ZM152 166H150L152 169H153V167L155 168V171L154 170H152L153 172H155L153 175V178L156 176V175H160L158 172V170H160V173L162 172L161 170H163V169H159V167H158V164H157V166H155V164H153ZM242 165H244V164H242ZM51 166V167H52ZM55 166V167H56ZM117 168L116 170H115V167ZM139 166V165H138ZM161 166H163V165H161ZM160 166V167H161ZM27 167L28 166H26V169H27ZM49 167V166H48ZM54 167V168H55ZM65 167H63L64 169H65ZM127 167V166H126ZM133 167V169H135L136 168V166L134 165V166H132ZM132 167H130L129 168V170L128 171H131L130 169L132 168ZM141 167H143V166H141ZM158 167V168H157ZM233 167H234V165H233ZM24 168L25 167H23V170H24ZM104 168V169H105ZM138 168L139 167H137L136 168V170H138ZM156 168H157V170H156ZM163 168V167H162ZM243 168L245 169V170H243ZM16 169V168H15ZM51 169V168H50ZM49 169V170H50ZM64 169L62 170V171H64ZM67 169V168H66ZM100 169H102L103 170V167H101ZM19 170V169H18ZM17 170V171H18ZM53 169H51V171H52ZM55 170V169H54ZM56 170H59V169H56ZM135 170V171H136ZM141 170V169H140ZM139 170V171H140ZM148 170V169H147ZM253 170H257L258 172V174H255V172L256 171H254V174H252L251 175V177H250V180H252V183L253 184H255V187L257 188L255 191L256 192H254V193H252V192H246V193H243L242 194V199L244 200L243 202H241L242 203V205H249V204H251L252 202H258V201H256L257 200V198H259V195L261 196L260 198H262L261 200L263 201L264 200V195H263V197H262V194L264 193L263 192V190H264V182H263V184H262V182H260V180H262L263 178H264V163H262V167H260V168H258V169H253ZM9 171H7V172H9ZM16 171V173H14V169L12 170V175H9V177L8 176H6V174H5V178H3V180H0V208L2 207V206H4V209H5V207L7 208V210H11L12 212H14V214H16V215H14L15 217L16 216H18V217H20V216H25L26 218L30 215H33V214H36V213H38V211H39V215H40V213H42L43 211H45V209L48 211V209L51 211V209L53 210L54 208L56 209L57 207H58V209L57 210H55V211H60V209H59V207H61L62 206V204L64 203H66L65 201L62 203V201H57V199H53L52 201L50 200V203H49V206H51V207H47V205H48V203L46 204L45 202H47L48 200H49V198H48V196L45 194H42V191L40 190V189H43V188H45V187H42V188H34V186L38 183L39 184V182H37L36 181V179H34L33 180V182L34 181H36L35 183H32L30 180V184H29V186L28 185H26V184H24V182H23V180H24V178L23 177H21V173L23 172L22 171V169L21 170H19L18 172ZM22 171V172H21ZM61 171V172H62ZM116 171V172H115ZM118 171H119V173H118ZM138 171V173H140ZM151 171V170H150ZM149 171V174L150 173H152V172H150ZM158 171V172H157ZM246 171V172H245ZM54 172V171H53ZM66 172H69L68 170L66 171L65 170V173ZM104 172V171H103ZM142 172H143V169H142ZM5 173V172H4ZM63 173V172H62ZM144 173H146L145 171H144ZM156 173H158V174H156ZM49 175L51 174L50 172L48 173ZM47 174V175H48ZM54 174H56V171H55V173ZM60 174V173H59ZM88 174H90V173H88ZM87 174V175H88ZM105 174V173H104ZM141 174H143V173H141ZM141 174H137L139 177H137V175H135V177L134 178H140V175ZM147 174V175H146ZM145 175H146V178L147 179H149L151 176L150 175H148V173H146ZM162 174V173H161ZM33 175L34 174H32V178H33ZM44 175V174H43ZM61 175V174H60ZM65 175V174H64ZM70 175H71V173H70ZM127 175V176H128ZM152 175V174H151ZM222 175V174H221ZM23 176V175H22ZM52 176H53V174L51 175V177L49 176V177H47V176H45V177H43V178H45L44 179V183H46L47 182V184H49V182L50 183H54L53 181L51 182V180H53V178H52ZM66 176V175H65ZM69 176V175H68ZM92 176V175H91ZM121 176V177H120ZM161 176H164V175H161ZM217 176V175H216ZM219 176V175H218ZM8 177V178H7ZM35 177V176H34ZM87 178H88V180H86V188L87 189H92V188H94L95 186V184H96V182H93V179H95V178H91V177H88V176H86ZM85 177V178H86ZM129 177V176H128ZM159 178H160V176H158ZM165 177V176H164ZM21 178H23V180L21 179ZM31 178V179H32ZM52 178V179H51ZM90 178V179H89ZM116 178V177H115ZM157 178V177H156ZM161 178H163V177H161ZM219 178H220V176L218 177V178H215V182H218L219 181ZM230 178V177H229ZM142 179V180H141ZM150 179H152V178H150ZM223 179V178H222ZM99 180V179H98ZM101 180L102 179H100V181H97V182H101ZM135 180V182L136 181H138V180H136V179H134ZM145 180V179H144ZM164 180V179H163ZM225 180V179H224ZM103 182H104V180H102ZM118 181V180H117ZM117 181H115V182H117ZM140 181H143V175L141 176V178L139 179V189H140ZM166 181V180H165ZM221 181V180H220ZM219 181V182H220ZM228 181V180H227ZM114 182V181H113ZM114 182V183H115ZM135 182H134V184H135ZM144 182V181H143ZM163 182V181H162ZM224 182V181H223ZM231 182H232V185H231ZM32 183V184H31ZM165 183V182H164ZM34 184V185H33ZM43 184V183H42ZM41 184V185H42ZM138 184V183H137ZM217 184V183H216ZM31 185V186H30ZM44 185V184H43ZM46 185V184H45ZM44 185V186H45ZM142 185V184H141ZM47 187H48V185H46ZM36 187V186H35ZM38 187V186H37ZM41 187V186H40ZM46 187V189H48ZM135 187H136V184H135ZM172 189H170V188H168L167 187V189L166 190H164L163 192H161V193H158V194H155V193H150V192H147V191H140L139 192V197L135 200V202H134V204L136 205V207H137V210H136V212H137V215H135V216H137V220H136V222L131 226V228H128L127 230L128 231H126V232H124V234H123V238H122V244H123V249H124V253H125V256H127V258H131V259H133V258H137L138 260H140V263L142 262L143 264H161L160 262V257L159 256H165L166 257V259H167V262H169V264H172L171 263V261H168V259L170 260H172V259H174L175 260V255L179 252V250H178V248H179V246H176V245H172V246H170V249L168 250V245L169 244H172V241H174L175 243H176V241L173 239V237H177V238H179V239H176L177 240V244L179 245V243H182V244H184V243H188V241H189V239H187V236H186V233L187 234H190L189 233V231H187V230H185V229H187V227H189V225L187 226V225H185V221H184V219H186L187 220V218H189V216H188V214L187 213H181L180 215L176 212V211H172V213H169L168 212V197H170V198H172V199H176L177 198V196L179 195V193H178V191H177V189L176 188H173V187H171ZM137 189V188H136ZM135 189V190H136ZM138 190V189H137ZM186 189L185 188H183L182 187V190H181V192H183V191H185ZM113 191V190H112ZM122 191V190H121ZM48 192V190L45 192V193H47ZM111 193H114V192H111ZM122 193V192H121ZM117 194L118 193H116V195L115 194H113V195H115V197L117 196ZM127 194V193H126ZM213 194V193H212ZM51 195H53V193L51 194ZM120 195V194H119ZM119 195H118V197H119ZM203 194H201V193H199V196H200V199H202V197H204V195L202 196ZM45 196V197H44ZM47 196V197H46ZM122 197L124 196V194L123 195H121ZM209 196V198H211ZM50 197H52V196H50ZM126 197L127 196H125V199L123 200L122 199V201H125V200H127L126 199ZM42 198H43V200H42ZM47 198V199H46ZM52 198H56L55 196H53ZM52 198H50V199H52ZM121 198V197H120ZM128 198H130V196H128ZM207 199V197H205L204 199H207L208 201L210 200V199ZM44 199H46V200H44ZM111 199V198H110ZM203 199V200H204ZM41 200L42 201H45V202H42V204H40V202H41ZM67 200V199H66ZM119 200V199H118ZM131 200V198L129 199V201ZM206 200V201H207ZM38 201V203L40 204V205H37V204H35L36 202ZM120 201V200H119ZM134 201V200H133ZM132 201V202H133ZM202 201V200H201ZM205 200L204 201H202V202H206ZM35 202V203H34ZM49 202V201H48ZM110 202V204L111 205H109L108 203H106L107 205H104L103 206V208H104V211H103V213L104 214H106L107 216H105L106 217V219L104 220V222L102 223V221L99 223V224H101V225H99V224H96V225H94L95 226V228H94V226H91V225H93V223L95 222V221H93L92 220V222H90V223H92V224H86V225H88V226H86L85 224V226L86 227H84V231H89V230H91L92 231V233H90V232H88L87 231V234L89 233L90 235H92L93 234V232H99L100 233V236L98 237V235L95 233V235L93 234L92 236H94V238L93 239H91V238H88L90 235H84L86 232H84V234H83V236H84V239H87L88 238V240H87V242L86 243H88L89 245H92L91 247H92V249L90 250V252L87 254V255H90V257H87V258H89V260H90V263L91 264H98L99 262H100V264H103L104 262H105V260L103 259V257L104 258H106L107 260L109 259V261H111L113 258H114V254H113V252H114V250H116V247H114V245L113 246H111V244H112V242H110L109 243V241H110V239H113V237H114V235H113V233H114V230H115V228L117 227H115V224H116V222L114 223L113 222V219H111L112 217H110V215H111V212L114 210V207H116L115 206V203L113 202V203H111L112 202V200L111 201H109ZM259 202H261V201H259ZM264 202V201H263ZM43 203H44V205H43ZM209 203H211V202H208V204ZM213 203V202H212ZM211 203V205H209L210 206V208H209V210L210 209H212V206H213V204H215V203H213L212 204ZM262 203V202H261ZM34 204L35 205H37V206H35L36 207V210H34V211H37V212H33V209H34ZM64 204H63V207H64ZM105 204V203H104ZM113 204H114V206H113ZM208 204H206L205 203V205H207L208 206ZM217 204H215V205H217ZM66 205H68V204H65V206ZM122 205V204H121ZM135 205H133V206H135ZM8 206V207H7ZM46 206V207H45ZM52 206L54 207V208H52ZM109 206H112L111 208L109 207ZM117 206H120V204L118 203L117 204ZM124 206V205H123ZM123 206H122V208H123ZM132 206V205H131ZM231 206V207H230ZM68 207V206H67ZM121 207V206H120ZM166 207V212L165 213H163V208H165ZM214 207V206H213ZM248 207V206H247ZM246 207V208H247ZM51 208V209H50ZM69 208V207H68ZM70 208H72V205L70 206ZM69 208V209H70ZM76 208V207H75ZM133 208V207H132ZM206 208H208V207H206ZM219 208V207H218ZM233 208V207H232ZM243 208H244V206H243ZM245 208V209H246ZM120 209V208H119ZM119 209H117V207L115 208V210H119ZM134 209V208H133ZM193 209V208H192ZM223 210H224V208H222ZM245 209H243L245 212L247 211V210H245ZM6 210V209H5ZM71 210H73V208L71 209ZM114 210V211H115ZM135 210H133V211H135ZM207 210V209H206ZM223 210H222V212H223ZM226 210V209H225ZM54 211V212H55ZM76 211V210H75ZM75 211L73 212V213H75ZM113 211V212H114ZM211 211V210H210ZM209 211V212H210ZM231 211H229V212H231ZM243 211V213L246 215V213ZM1 212V211H0ZM2 212H4L3 210H2ZM195 212V209H193V215L195 214L194 213ZM208 212V213H209ZM226 213H229V212H227V210L225 211ZM5 213H8V212H5ZM33 213V214H32ZM242 213V214H243ZM4 214V213H3ZM2 214V215H3ZM44 214H45V212L43 213V214H41L42 216H40V217H43L44 216ZM77 214V213H76ZM117 214V213H116ZM168 214H171L172 216H173V218H171ZM186 214H187V216H186ZM192 214V213H191ZM207 214V213H206ZM223 214V213H222ZM248 215H249V212L247 213ZM115 214H113V216H114ZM207 215H210L209 216V218H211V213H209V214H207ZM227 215V214H226ZM226 215H223L224 217L226 216ZM230 215V214H229ZM30 216H29V218H30ZM35 216H38L37 214L35 215ZM247 216V215H246ZM2 217V216H1ZM222 217V216H221ZM251 217V216H250ZM249 217V218H250ZM36 218V217H35ZM37 218H39V216L37 217ZM44 218V217H43ZM43 218H41L42 220H43ZM76 218V217H75ZM168 218L169 219H172V221L171 220H168ZM225 218H229V217H225ZM249 218H247L246 219V217L244 218V222H242L243 224L244 223H246L245 222V220H247V222L249 221ZM41 219H39V221H35L34 223L35 224H39V222L41 221ZM103 219H104V217H103ZM173 219H175V220H177V222L176 221H174ZM212 219V218H211ZM222 219V218H221ZM251 219V218H250ZM264 219V218H263ZM38 220V219H37ZM75 219L73 218V221H74ZM78 220V219H77ZM70 221V220H69ZM72 221V220H71ZM168 221L171 223L172 222V224H171V228L169 227L168 228ZM188 221V220H187ZM217 221V220H216ZM221 221V220H220ZM222 221H223V219H222ZM225 221V220H224ZM229 221H231V220H229ZM234 221V220H233ZM233 221H231L232 223H233ZM264 221V220H263ZM36 222H38V223H36ZM75 222V221H74ZM98 222V221H97ZM226 222H227V220H226ZM241 222V220L238 222H236V223H234V225L232 226V225H230V226H232V227H236V225L237 226H239V223ZM33 223V224H34ZM68 223V222H67ZM72 223V225H73V222H71ZM76 223L77 222H75V226H77L76 225ZM231 223V224H232ZM249 223V222H248ZM95 224V223H94ZM189 224V223H188ZM213 224H215L216 225V223H213ZM221 224H223V226L224 225H226V223L224 222H222ZM228 224H230L229 222H228ZM236 224V225H235ZM241 224V223H240ZM67 225H69V224H67ZM73 225V227L72 228H74L75 226ZM82 224H80V226H81ZM117 225H118V223H117ZM218 225H219V222H218ZM245 225H247V223L246 224H244V226ZM33 226V225H32ZM35 226V225H34ZM37 226H39V225H37ZM40 226L42 227V224L40 223ZM83 226V225H82ZM97 226V227H96ZM229 226V225H228ZM228 226H224V230H226V228L228 227ZM241 226H242V224H241ZM249 226H251V224L250 225H248V227ZM78 227V226H77ZM219 227H222L221 225L219 226ZM219 227H215V228H218L217 229V231L220 229ZM232 227H229L228 229H230V228H232ZM243 227V226H242ZM246 227V226H245ZM86 228V229H85ZM233 228V229H234ZM32 229H34V227L32 228ZM37 229H39L38 227H37ZM42 229V228H41ZM40 229V230H41ZM69 229H71V228H69L68 227V230ZM76 229V228H75ZM152 229V233L151 234H149V232H150V230ZM169 229H171V231L169 230ZM221 229H223V228H221ZM237 228H235V230H231V232L232 233H230L229 235H231L229 238L227 237V236H229V235H227V233H228V230H227V233L225 234V236L227 237V239H232V236H233V239H238L239 237L241 238V237H245V232L243 231H240L239 229L238 230H236ZM35 230V229H34ZM40 230H35L37 233H35L34 234V237H33V234H32V239L33 238H36L35 240L33 239V241H39L40 240V248L38 249V247L36 248V252H35V254H36V256L39 258V262H40V259H42L43 261L44 260H46L47 258H48V256L50 255V254H54V250L53 249H56L57 247H50V248H47L48 247V242L46 241L45 242V244L47 243L48 245H45L44 244V241L43 240H46L45 238V236H47L48 237V235H44L43 233L44 232H46L44 229L43 230H41V232H39ZM67 230V232H65L64 234V238H65V243L67 242L68 244H66L67 246L64 248V250H63V253H64V255L66 256V255H68V254H72L71 253V251H70V249H72V250H74L75 251V249H78V247H79V240H78V235L77 234H79L80 233V231L79 230H77V231H79V233H77V232H72L71 230L70 231H68ZM223 230V231H224ZM247 230H249V228L247 229ZM35 231H33V232H35ZM42 231H44V232H42ZM116 231H117V229H116ZM115 231V232H116ZM171 233H170V232ZM217 231H211L213 234H214V232L215 233H217ZM221 230H219V232H220ZM230 231V230H229ZM169 232V233H168ZM184 232V233H183ZM186 232V233H185ZM222 232V231H221ZM225 232V231H224ZM224 232H222L223 234H224ZM82 233V232H81ZM184 235H183V234ZM46 234V233H45ZM116 234V233H115ZM207 234H209V232L207 233ZM213 234H212V236H213ZM31 235V234H30ZM42 235H44V236H42ZM54 235V234H53ZM80 235V234H79ZM97 235V237H95ZM103 237H102V236ZM149 235L154 239V238H156V239H154L153 240V242H151V243H153V245H151L148 249H152L153 247L152 246H154V249H156V245L157 246H159V244L162 242L163 244H165L164 246L166 247V248H164L163 247V249H161V250H164V252H162V251H160V252H162V253H160V255L158 256V254H157V258L155 259V256L154 255H152L150 252H154L155 254H156V251L157 250H155V251H153L154 249H152L150 252H148L147 250H146V248H145V243H146V247L148 246V242H147V239L148 240H150L148 237H149ZM174 235H176V236H174ZM182 235H183V237H182ZM248 235H249V233H248ZM62 237H63V233H62V235H61ZM81 236V235H80ZM91 236V237H92ZM113 236V237H112ZM148 236V237H147ZM207 236V235H206ZM211 236V234H209V237ZM246 236H247V234H246ZM262 236V235H261ZM264 236V235H263ZM263 236H262V238H263ZM50 237L53 239V237L50 235ZM87 237V238H86ZM181 237L182 238H184L185 237V240H184V242H183V240L181 239ZM215 237V236H214ZM213 237V238H214ZM217 237H219V236H216V238ZM248 237V236H247ZM12 238V237H11ZM29 238L31 239V237L29 236ZM83 238V237H82ZM99 238H102L101 239V241L104 239V240H106V242L103 240L102 242H99L98 240H100ZM147 238V239H146ZM189 238V237H188ZM213 238H210V239H213ZM216 238H214L213 240H215V241H220V239L219 240H217ZM223 238V237H222ZM238 239V242L241 240V239ZM260 238V237H259ZM261 238V240L260 241H264V239H262ZM31 239V240H32ZM43 239V240H42ZM80 239V238H79ZM92 240V244L90 243V241L89 240ZM94 239H96V240H94ZM173 239V240H172ZM187 239V240H186ZM226 239V240H227ZM245 239V238H244ZM243 238H242V240H244ZM31 240H29V242L31 241ZM83 240V239H82ZM82 240H80L81 242H82ZM93 240H94V243L96 244V242H97V245H95L94 243H93ZM178 240L180 241V242H178ZM191 240V239H190ZM258 240V239H257ZM256 240V241H257ZM89 241V242H88ZM112 241V240H111ZM114 241H117V240H115V238H114ZM150 241H152V239L150 240ZM182 241V242H181ZM16 242V241H15ZM32 242V241H31ZM43 243V245H45V246H47V247H42V243ZM84 242H85V240H84ZM105 242V243H104ZM171 242V243H170ZM173 242V243H174ZM195 242H196V240H195ZM211 242H213L214 243V241H211ZM221 243H222V241H220ZM219 242V243H220ZM32 243H34L33 245L35 246V242H32ZM102 243V244H101ZM115 243V242H114ZM185 244V245H183V246H186V247H188V248H186V247H184V250L186 249L187 250V254L189 253V255H187V256H190L189 258L186 256V258L185 259H182L183 257L182 256H178V257H180L181 258V260L180 259H178L179 261H180V263L179 264H184L183 262L185 261H187V258H188V260L189 261H187V262H190V261H192V262H190L189 264H199V263H201L202 261H204V262H202L203 264H211L212 263V261H211V259H213L212 257L214 256V251H212L211 250V252H214V253H212L213 255H211V254H206L205 252H203V253H205L206 255H204V256H200L201 258H199V257H196V254H197V252L195 253V251L194 252H192L193 250H194V248L193 249H191V243H192V241H190L188 244ZM259 242H257V244H258ZM263 243V242H262ZM11 244H12V246L14 245V241H12V242H9L8 243V247H9V245L11 246ZM38 243H36V246H38L37 245ZM82 244H84L83 242L80 244V246L82 245ZM163 244L161 245V246H163ZM181 244V245H182ZM259 244H261V242L259 243ZM94 245V246H93ZM115 245H116V243H115ZM190 245V246H189ZM262 245H264V243L262 244ZM11 246V247H12ZM193 246V245H192ZM259 246V245H258ZM7 247V246H6ZM8 247L5 249V250H8ZM18 247H21V246H17V248ZM114 247V248H113ZM152 247V248H151ZM180 247H182V246H180ZM211 247H214V246H211ZM217 247V246H216ZM255 247H257L256 245H255ZM255 247H254V249L253 250H255ZM263 247V246H262ZM13 248V247H12ZM17 248H14V249H16V252H18V250H20L19 248L17 249ZM176 248H177V251L178 252H176ZM204 248V247H203ZM259 248H261V246H259ZM264 248V247H263ZM262 248V249H263ZM14 249H12V250H14ZM21 249H24L22 252H23V254H24V252H25V249L26 250H28L27 248H21ZM38 249V250H37ZM58 250H60V248H57ZM114 249V250H113ZM158 249H159V247H158ZM202 249V248H201ZM207 249V248H206ZM210 249V248H209ZM213 249H215V248H213ZM262 249H260V251L262 250ZM11 250V248H9V253H8V256H9V254H10V252H11V255L13 256L14 255V253H15V250L14 251H10ZM113 250V251H112ZM208 250V249H207ZM217 250H219L220 251V248H217ZM258 250V249H257ZM206 251V250H205ZM218 251V252H219ZM256 251V250H255ZM260 251H259V253H260ZM6 252V251H5ZM14 252V253H13ZM20 252V253H19ZM18 252V254H16V256L18 255H20V257L21 258H23L22 259V262L24 261V260H28V255H29V252H25L26 254L28 253V255L26 256L27 258H25L24 259V257H22V256H24L23 254H22V252L21 251H19ZM194 253V254H192V255H190V253ZM7 253V252H6ZM113 255H112V254ZM164 253V254H163ZM220 253V252H219ZM219 253H217V254H219ZM258 254V251L257 252H255V254ZM252 254H253V252H252ZM257 254L254 256L253 255V257H256L257 256ZM264 254V253H263ZM10 255V256H11ZM22 255V256H21ZM103 257H102V256ZM113 256L112 258H109L110 256ZM198 255V254H197ZM258 255H260V254H258ZM261 255H262V253H261ZM8 256H7V258H8ZM17 256V257H18ZM81 256V255H80ZM193 256V257H192ZM13 257H15V256H13ZM16 257V258H17ZM79 257V256H78ZM78 257H76V258H78ZM83 257V256H82ZM98 257H102L101 259L104 261H102L101 262V260L98 258ZM108 257V258H107ZM177 257V258H178ZM195 257V258H194ZM219 257V256H218ZM248 257V256H247ZM252 257V258H253ZM259 257V256H258ZM6 258V257H5ZM55 257H53L52 259H54ZM95 259V260H97V259H99L100 261H98V263H97V261H96V263H95V261L94 260H91V259ZM214 258H217V255L214 257ZM251 258V257H250ZM10 259V258H9ZM20 259V258H19ZM79 259H80V257H79ZM79 259H78V262H77V264H87L88 262H89V260H87V261H85L84 260V258H82L80 261H79ZM261 259H264V257L263 256H261V258L260 259H257L258 261H261ZM4 259L2 258L1 260H0V262L2 263V261H3ZM13 260V259H12ZM21 260V259H20ZM85 261V263L83 262V261ZM156 260H158V262L156 261ZM174 260H172L173 261V263H174ZM184 260V261H183ZM253 260H254V262H255V264H258L257 263V260L255 259V258H253ZM256 260V261H255ZM16 261H18V258H17V260ZM160 261V262H159ZM176 261V260H175ZM178 261V262H179ZM183 261V262H182ZM198 261H200L199 263H197ZM7 262H9V260L7 261ZM15 262V261H14ZM32 262V261H31ZM30 262V263H31ZM178 262L176 261V263L175 264H178ZM186 262V264H188ZM250 262H252L251 260H250ZM264 262V261H263ZM4 264H7L6 263V261H4L3 262ZM10 263V262H9ZM8 263V264H9ZM19 262H17V264H18ZM24 263V262H23ZM22 263V264H23ZM25 263L26 264H28V261L26 262L25 261ZM47 264H54V262H53V260H51V262L49 261V262H46ZM45 263V264H46ZM75 263V262H74ZM141 263V264H142ZM247 264H248V261L246 262ZM260 263H262V261L260 262ZM70 264H73L72 262L70 263ZM89 264V263H88ZM105 264V263H104ZM166 264H168V263H166ZM250 264V263H249ZM252 264H254V263H252ZM262 264H264V263H262Z\"/></svg>",
	"mask_w": 264,
	"mask_h": 264
}]
</instances>
